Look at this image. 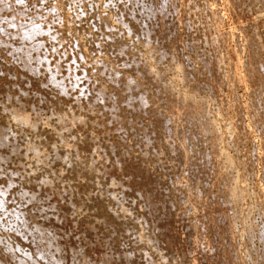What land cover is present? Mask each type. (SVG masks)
Wrapping results in <instances>:
<instances>
[{
    "label": "rangeland",
    "instance_id": "rangeland-1",
    "mask_svg": "<svg viewBox=\"0 0 264 264\" xmlns=\"http://www.w3.org/2000/svg\"><path fill=\"white\" fill-rule=\"evenodd\" d=\"M4 1V2H3ZM22 1H24V3L22 2ZM26 1V2H25ZM52 1H54L53 3H52ZM57 1V2H56ZM71 1V2H70ZM164 0H1V2H0V6H2L1 8H3V10H6L5 12H3V10H2V12L0 13L1 14V17H0V20L2 19V21L4 22L5 21V18H6V24H4L2 21H1V23H3L2 25H4V26H6L7 24H9L10 23V20H11V24L10 25H12V27L10 28L9 26L6 28V30H8L9 28V32H7L6 30V32H7V36H9V34H10V30L11 29H13V27L15 26V21H16V25H17V23L19 24V22H20V24H22L23 22H24V24H23V26L22 27H25V26H28L29 24H28V22L29 23H31V21L32 20H34V21H32V23H31V25L34 23V22H36V21H39L37 24H39V25H41V27H43V34H44V36L45 37H47L46 39H45V37H43V39H42V41H41V39H39V41L40 42H42L43 44H40V45H42L43 47H41L40 45V47H41V49H44L45 47H46V49L45 50H43L44 52L45 51H47L49 48H51V49H49L48 51L49 52H45V55L46 54H48V56L49 57H52V59H50V60H48L50 63H51V60L53 61V63L55 64V66H54V68L55 67H57L56 65H58V64H60V61H65V62H61V64L59 65V66H61L60 68H59V66H58V68H56V69H54L55 71H56V73H58V74H56V75H59V73H62V74H64L65 72H68V74H69V77L67 78V80H68V83L67 84H69V82H70V85H69V87H67V88H69V89H67V91L69 92V94H70V96L67 98L65 95L66 94H68V92H64V93H66L65 95H64V97H63V95H62V93H61V95H58V97H57V99H56V97H55V93H56V89L54 88V86H53V88H52V86L51 85H53V84H48L47 86L49 87H47V86H44V91L43 92H41V93H39V94H41V95H39V97L38 96H36V98H35V100L37 99V101H36V104H35V106H34V108H36L35 110H36V112L37 113H35L34 112V110H33V113H35L34 115L32 114V117H31V114L29 115V119H31L32 120V118H33V120H36L35 121V123L37 124L38 123V125H36L37 126V129H36V126H35V130H36V132L33 130V128H32V132H31V130H30V132H31V134H30V132H29V130H28V127H27V130L28 131H26V128H25V130L21 127V131H18L20 128L18 127V125H17V129H16V127H13L14 126V123L13 122H11L12 120H10V118H8L7 117V113H9V112H7L8 110V107L7 106H9L8 104H5L6 106L5 107H7V109L5 108V110H3V108H4V104H3V102L5 103V101H3V100H1V101H3V102H1L0 101V103L1 104H3V105H1L0 104V106H2V108L0 107V121L3 119L4 121H2L3 122V124H4V127H5V123L7 122V123H9L10 125H11V130H10V125L9 126H7L8 124H6V129H8L9 130V132H10V134L12 135V132H13V134H14V131H16L18 134L16 135V133L14 134V136L13 137H15V136H18V138H16L15 137V139L8 133V131L6 132V134L8 133V136L10 137V139H14V140H16V141H18L20 144L19 145H24L23 143H26V147H27V144H28V146L30 147V145H29V143H31V142H33V139H34V142L32 143V144H34V146H35V144L37 145L38 143H41V144H39V145H41L40 147L42 148L41 150H43L42 152H48V153H50V155H47L46 153V155L48 156V158H45V159H47V162H49V163H47L46 162V160L43 158V159H41V160H43V161H45V162H40V160H38L39 161V163H38V161H37V159L35 158V157H33L34 156V153L33 152H31V150H30V153H31V157L32 158H34V159H32V161H31V158L29 157V150H28V152L27 153H25L27 150H25L24 151V149H22L21 150V153L22 154H20V156L21 155H23V157L21 158L20 156V158L17 156V157H15V160L13 159L12 160V162L9 160H7L8 161V163L10 162L11 163V166H12V168L13 169H15L14 168V166L16 165V167H18V170L20 169V171H21V167H23L22 168V174L24 175V176H26V174H27V171H28V167L29 166H31L30 164H31V162H33L32 163V168L34 169H32L31 167H30V171H29V175H27V176H30L31 175V179H33L32 181L36 184L37 182L39 183H42V189L44 190V193H45V196H44V193L42 192V191H40V190H42L41 189V186H37L38 185V183L34 186V187H30V184H28L29 185V188H27L26 189V187H28V185L26 186L25 184L26 183H24L23 181V184H22V182L20 183V184H16V186H14V188H18L19 190L17 191L16 189V195L17 196H19V194H18V192L21 194V190L23 191V194L25 193V195L24 196H21V197H19L20 198V200H26L27 198H28V196H26V194H30V192H33L34 191V189H35V193H37L38 194V192H39V198H38V200H42V204L45 206H47V207H50L49 209L51 210V208L53 209V207H51V205L52 206H54V209L53 210H55L56 211V208H57V211L56 212H59V209L60 208H62L63 207V203H64V201H65V199H67V197L69 198V200L67 199V201L69 202V201H71V202H69V203H72L73 204V202L75 201V203H74V205L76 204V201H79V199L78 200H76V194H77V192H79V198L82 200V202L81 201H79V205H78V208L76 207V206H74V207H76L77 209H78V211L80 210V212L81 213H79L78 211H70L69 210V212H68V209L66 210V211H63L62 209H60V213H58L57 215H56V212H55V216L56 217H54L53 218V211L51 210V215H47V216H45V217H40V219H39V216H40V214L39 213H37V212H35V207L36 206H34V208H32V210H33V212H32V210H31V208H30V212H32V213H37V214H39V215H36V219H38V221H37V223H39V224H42L43 226H41V227H43V228H41V230L43 231L44 230V228L46 227V229H47V231L49 232V234H47L48 232L46 231V229H45V233H44V231L42 232L41 231V233H40V236L42 235L43 237H41V238H43L44 239V236H46V237H48L47 235H49L50 236V234L51 233H54L55 231H56V233H54L53 235H57V233H59V232H61V233H65L66 234V232H68L67 234H66V237L67 238H65L64 237V235L65 234H59V236L57 235L56 237V240L57 241H60L61 243H59L58 245L61 247L62 246V242H63V245H66V242H67V240L70 238V243H71V237H72V241H73V245L75 244V246L74 247H79V248H82L83 247V245H82V243L80 244V238H82V239H85V240H87L88 238L90 239H88L89 241L88 242H91L90 243V245L91 246H93L94 245V241L96 240V242H95V246H93V247H98L99 248V239H97V238H93V236L92 235H94V234H89V235H91V237H89V235L86 233V231H87V229H86V227H87V225L86 224H88L89 226H90V221H91V224L92 225H97L98 223L96 222V221H98V218H100L99 220L100 221H98L99 222V224L97 225V228L100 230L101 229V225H102V222H101V215L100 214H102V212L103 211H105L106 212V210L108 211L109 209H110V207L112 208H114L115 207V212L113 211V208L111 209L112 210V212H113V214H114V216L116 215V220L117 221H119L120 223H121V225H122V227H124V229H125V227H126V231H127V234L129 235V237L132 235V234H134V236L133 237H136L135 236V234L137 235V233H138V235H139V237L141 236V237H143V238H139V240L141 241V243L143 242V244H141V246L143 245L144 247H147V248H145L144 250H143V248L141 247L140 249H142L141 250V252H140V254H138V256L139 255H141V256H139V260L137 259V257L138 256H135V255H137V253H136V247H134L135 246V243L138 241V243L140 242L139 240H136V238H133L132 236H131V241L132 242H134L133 240H135L136 242L135 243H132V244H130L129 245V241H127V240H125V241H127V242H125V243H121L122 244V246H119V250H121V251H123V252H133L132 254H133V260L135 259H137L136 261L134 260V263L133 264H149L150 262V264H159V263H161V264H186V262H185V260L183 259V258H181L179 255H178V253H175V256H177V258L176 257H174L173 255H174V253H173V255H172V252L170 253V252H168V253H164V251L166 252L168 249L167 248H165L162 244H161V242H160V245L158 244L159 243V241H157L158 243H156L155 244V242H156V237L155 238H153V236H154V234L152 233L153 231H155L154 230V228H156L155 226H157V225H155L154 223H156V221H158V222H162L160 225H161V227L160 226H158L159 228L157 229L156 228V230H157V232H158V230L159 231H163L164 230V228H166V227H168V229L171 231V228L173 229L172 231H171V235H173V236H171L170 235V237L172 238L173 237V240H172V243H173V246L174 247H177V252H181V250L180 249H182V252L184 253V255L185 256H187L189 259H187V261L191 264V261L193 262L192 264H202L201 262L203 261L202 259L204 258V259H206L205 257H208V260H209V262H208V264H212V262H215L216 264H235L236 262V264H264V141H263V139L262 138H264V135H263V133H259V132H256V129H257V126H256V128H255V124H254V122L256 123H260V127H261V125H262V127L261 128H263V126H264V0H165V2H164V4H166V5H164V11H162V12H157V13H153L154 15H152V16H148L147 17V15H149V13L151 12L150 10H149V8H160V7H163V5H162V2H163ZM192 1V2H191ZM188 2V3H187ZM10 3V4H9ZM15 3V4H14ZM21 3V4H20ZM32 3V4H31ZM168 3H170L171 5H172V7H171V5L169 4L168 5ZM236 3V4H235ZM238 3V4H237ZM9 4V5H8ZM24 4H25V6H24ZM61 4V5H60ZM155 4V5H154ZM204 4V5H203ZM10 5H12V7L10 6ZM168 5V6H167ZM188 6V8H187V6ZM192 5V6H191ZM204 7H203V6ZM8 6H10V7H8ZM18 6H19V8H18ZM23 6H24V11H23V9H20V8H23ZM205 6H206V8H205ZM207 6H208V8H207ZM239 6V7H238ZM248 6V7H247ZM17 7V8H16ZM54 7V8H53ZM57 7V8H56ZM115 9H114V8ZM168 7V8H167ZM171 7V8H170ZM238 7V10L236 9ZM246 7H247V9H246ZM9 8V9H8ZM11 8V9H10ZM27 8H28V11H27ZM174 8V10H172ZM204 8V9H203ZM51 9H53V10H51ZM169 9V10H168ZM203 9V10H202ZM17 10V12H15V11ZM35 10V11H34ZM67 10H68V12H67ZM167 10H168V13H167ZM205 10V11H204ZM210 10V11H209ZM250 10V11H249ZM1 11V10H0ZM8 11H10L9 13H11L12 14V12H13V14L17 17V18H15V16L13 15H11V14H9L8 13ZM38 11V12H37ZM40 11V12H39ZM51 11V12H50ZM66 11V12H65ZM77 11V12H76ZM171 11V12H170ZM197 11V12H196ZM202 11V12H201ZM246 11V12H245ZM248 11V12H247ZM20 12V13H19ZM25 12H26V14H25ZM33 14H32V13ZM36 12V13H35ZM70 12V13H69ZM75 12V13H74ZM174 12V13H173ZM204 12V13H203ZM4 13H6L5 15H9L8 17L7 16H5L4 15ZM17 13V14H16ZM34 13H35V15H34ZM54 13V14H53ZM56 13V14H55ZM97 13V14H96ZM100 15H99V14ZM118 13V14H117ZM172 13V14H171ZM20 14V15H19ZM30 14V15H29ZM52 14V15H51ZM58 14V15H57ZM72 14V15H71ZM80 14V15H79ZM96 14V15H95ZM105 14V15H104ZM208 14V15H207ZM213 14V15H212ZM249 14V15H248ZM4 15V16H3ZM18 15V16H17ZM26 15V16H25ZM29 15V16H28ZM31 15H33L32 17H31ZM37 15H38V17H37ZM58 17H57V16ZM70 15V16H69ZM95 15V16H94ZM160 15V16H159ZM163 15V16H162ZM210 15H211V17H210ZM50 16V18H48ZM52 16H53V18H52ZM69 16V17H68ZM98 16V17H97ZM205 16V17H204ZM213 16H214V19H213ZM219 17L218 19L216 18V17ZM3 17H5V18H3ZM9 17H11V18H9ZM42 17V18H41ZM44 17H45V19H44ZM61 17V18H60ZM74 17V18H73ZM76 17H77V19H76ZM101 17V18H100ZM171 17V18H170ZM209 17V18H208ZM13 18H15L14 19V22H13ZM23 18V19H22ZM32 18V19H31ZM35 18V19H34ZM79 18V19H78ZM85 18V19H84ZM99 18V19H98ZM105 18V19H104ZM150 18V19H149ZM153 18H155V19H153ZM158 18V19H157ZM163 18V19H162ZM206 18H208V19H206ZM210 18H212V20L210 19ZM8 19V20H7ZM10 19V20H9ZM16 19H18V20H16ZM38 19V20H37ZM41 19H42V22H41ZM44 19V20H43ZM54 21L53 23H52V21ZM57 19V20H56ZM59 19V20H58ZM143 19V20H142ZM195 19H196V21H195ZM219 19H220V21H219ZM28 20V21H27ZM104 22H103V21ZM124 20H126V21H124ZM207 20V21H206ZM209 20V21H208ZM215 20V21H214ZM8 21V22H7ZM57 21V22H56ZM59 21H60V26L58 25L59 24ZM122 21V22H121ZM124 21V22H123ZM145 21V22H144ZM212 21V22H211ZM219 21V22H218ZM239 21H241V22H239ZM246 21V22H245ZM248 21L250 22V24L251 25H253V26H251L250 24H249V26H251V27H249V26H247V27H249L248 29H246L245 30V28H246V26H244V24L245 23H248ZM12 22H13V24H12ZM22 22V23H21ZM45 22V23H44ZM66 22V23H65ZM70 24H69V23ZM161 22V23H160ZM163 22V23H162ZM252 22V23H251ZM44 23V24H43ZM91 23V24H90ZM102 23L104 24V26H108V24H109V26L108 27H103V26H101L102 25ZM121 23H124V25L123 24H121ZM200 23V24H199ZM209 23V24H208ZM213 23H215V25H213ZM217 23V24H216ZM218 23H219V25H218ZM27 24V25H26ZM61 24L62 25H64V26H62L61 27ZM142 24H144V25H142ZM162 24V25H161ZM46 25H47V27H46ZM89 25V26H88ZM209 25V26H208ZM246 25V24H245ZM49 26V27H48ZM67 26V27H66ZM125 26V27H124ZM148 26H153V28L155 27V36H150L151 35V33L152 32H147L148 34H149V36H147V35H145L146 33H144V32H146V27H148ZM160 26V27H159ZM242 26V27H241ZM243 26H244V28H243ZM29 27V26H28ZM203 29H202V28ZM213 27V28H212ZM215 27V28H214ZM216 27H217V29H216ZM18 28V27H17ZM48 28V29H47ZM52 28V29H51ZM61 28V29H60ZM67 28H69V34H68V32H67ZM108 28V29H107ZM138 30H137V29ZM139 28H141L142 30L140 31V29ZM20 28H18V31H17V29H15V27H14V30H12L11 31V33L12 32H14V31H17V32H15L14 34V36H15V38L14 37H11L10 38V36H13V33L8 37V39H9V43H10V41H11V39L12 40H15V41H13V44L15 45V44H17L18 43V41L19 40H16V39H20V35L22 34L23 35V33H24V31H23V33H21V31L22 30H26V28L25 29H23L22 28V30L20 29ZM45 29H47V31L45 30ZM54 29V30H53ZM62 29H63V33H62ZM105 29H106V31L107 32H105ZM110 29H111V31H110ZM124 29V30H123ZM172 29V30H171ZM214 29V30H213ZM215 29H216V31H215ZM55 30H57V32L55 31ZM66 30V31H65ZM98 30V31H97ZM102 30V31H101ZM128 30V31H127ZM134 30V31H133ZM137 30V31H136ZM205 30V31H204ZM20 31V32H19ZM46 31V33H44ZM59 31L62 33V35H61V33H59ZM66 33H65V32ZM79 31V32H78ZM111 33H113L114 35H118V37L119 38H122V39H119V40H121V42L122 43H120L119 41H116V36H113V35H111L109 32ZM127 31V32H126ZM136 31V32H135ZM140 31V32H139ZM48 32V33H47ZM91 32V33H90ZM100 32V33H99ZM132 32H134V33H136L135 35L136 36H134V33H132ZM154 32V31H153ZM169 32V33H168ZM172 32V33H171ZM209 32V33H208ZM213 32V33H212ZM227 32V33H226ZM20 33V34H19ZM55 33L57 34L56 36H54L55 35ZM88 33V34H87ZM109 34V35H111L113 38H115V41L118 43L119 42V44H117V45H113V46H111L112 44H116V42H112V40H111V42H109V40H110V38H108L106 35V37H103L104 36V34ZM120 33V34H119ZM132 33V34H131ZM156 33H158V34H156ZM160 33V34H159ZM224 33V34H223ZM245 33V34H244ZM45 34H48V35H50V37L48 36V35H45ZM65 34L69 37V39H68V37L67 36H65ZM91 34V35H90ZM93 34V35H92ZM95 34H96V37H95ZM170 34V35H169ZM254 34V35H253ZM19 35V36H18ZM22 35H21V37H22ZM65 37H64V36ZM71 35V36H70ZM100 35H102V36H100ZM122 35V36H121ZM210 35V36H209ZM225 35H226V37H225ZM229 35V36H228ZM249 35V36H248ZM7 36L4 38V36H3V38H2V41L5 39V40H7L8 41V39H7ZM17 36L19 37V38H17ZM51 36H53V37H51ZM73 36V37H72ZM76 36V37H75ZM91 36H93L95 39H99V40H101L102 39V37H103V40L104 41H99L98 40V43H97V40H92L91 41ZM100 36V37H99ZM145 36V37H144ZM164 36V37H163ZM247 36H248V38H247ZM252 37V38H250L249 39V37ZM254 36V37H253ZM58 39H56V38ZM60 37V38H59ZM72 37V38H71ZM93 37H92V39H93ZM156 37V38H155ZM162 37V38H161ZM211 37V38H210ZM148 38V39H147ZM216 38V39H215ZM50 39L51 40H53V43H52V41L50 42ZM54 39L56 40L55 42H54ZM60 39H61V41H60ZM68 39V41L70 40V39H72L70 42H69V44L66 42L65 43V41ZM109 39V40H108ZM136 39V40H135ZM137 39H138V41H137ZM144 39L146 40L145 42H144ZM163 39V40H162ZM213 39H215V41L213 40ZM252 39V40H251ZM62 40H63V42H62ZM76 40H77V42H76ZM81 40V41H80ZM106 40V41H105ZM123 40V41H122ZM200 40V41H199ZM226 40V41H225ZM247 40V41H246ZM16 41H17V43H16ZM59 41V42H58ZM96 41V42H95ZM250 41H251V43H254V45L257 47V50L255 49V59H256V63H255V59L254 58H252V55L250 56L249 55V52L251 53V50H249V44L248 43H250ZM15 42V43H14ZM61 42V43H60ZM72 42H73V44H76V45H73L72 44ZM89 44H88V43ZM101 42V43H100ZM105 42V44H103ZM213 42V43H212ZM7 47H8V45L10 46V44H8L7 42H3ZM3 43H1V41H0V49L2 50V48L4 47V45L3 46H1ZM59 43H60V45H59ZM109 45H108V44ZM140 45H139V44ZM8 44V45H7ZM56 44V45H55ZM58 44V45H57ZM73 45L74 47L75 46H77L78 48H76L75 47V49L77 50V49H79L80 51H82L81 53L80 52H78V50L76 51V50H72V52H70L71 50H70V47H71V45ZM81 44H82V46H81ZM95 44H96V46H95ZM101 44V45H100ZM107 44V45H106ZM127 44L129 45V46H127ZM154 44V45H153ZM198 44V45H197ZM209 44V45H208ZM213 44V45H212ZM50 45H53V46H56L55 48H57V49H55L53 46H50ZM69 45V47H67ZM86 45V46H85ZM123 46L126 50V52L123 50V52H120L119 51V53L121 54H123L124 55V59H125V57H126V55H127V57H126V59H127V61H131L132 59H134V60H136L137 62H138V64L136 65L137 66V68H136V66L134 65L133 67H135V68H132V66L131 65H123V63H121L122 62V56H121V58H119L120 57V55H118V53H117V55H116V53H115V50L113 49L112 50V48L114 47V48H119L120 46ZM146 47H145V46ZM230 45V46H229ZM11 46H12V41H11ZM10 46V47H11ZM60 46V47H59ZM95 46V47H94ZM107 46V49H105V47ZM116 46V47H115ZM119 46V47H118ZM126 46V47H125ZM212 46V47H211ZM218 46V47H217ZM229 46V47H228ZM7 47H4L3 49H4V51H8V48ZM40 47H38V48H40ZM61 47H63V49L61 48ZM64 47H66V49L64 48ZM74 47H73V49H74ZM109 47L111 48V51H110V53H109V51H107V50H109ZM128 47V48H127ZM144 47V48H143ZM166 47V48H165ZM48 48V49H47ZM59 48H60V50H59ZM215 48V49H214ZM40 49V50H41ZM61 49H62V51L65 49V50H69V51H61ZM85 49V50H84ZM96 49V50H95ZM99 49V50H98ZM176 49V50H175ZM39 50V49H38ZM39 50V51H40ZM52 50V51H51ZM54 50H59V52L60 53H63L62 54V56H68V60L69 61H67L66 59H67V56H66V59L64 60L63 58H61L62 56H60V60H58L59 59V56H58V58L56 59V60H58V61H56L55 59H54V57L52 56L53 55V52H54ZM83 50H84V52H83ZM104 50H106L105 52H104ZM174 50V51H173ZM201 50V51H200ZM208 50V51H207ZM73 51H74V54H73ZM103 51V52H102ZM138 51V52H137ZM150 51V52H149ZM3 52V51H2ZM2 52H0V54L2 55V56H4L3 54L4 53H6V52H4L3 54H2ZM75 52H77V54L75 55ZM87 52V53H86ZM116 52H117V50H116ZM125 52V53H124ZM181 52V53H180ZM234 52V53H233ZM257 52V53H256ZM69 53H71L72 54V57H70L69 58V56H71V54H69ZM111 53H112V56H111ZM114 53V54H113ZM129 53V54H128ZM133 53V54H132ZM135 53H136V55H135ZM149 55H148V54ZM155 53V54H154ZM160 54V57H159V55L158 54ZM207 53V54H206ZM247 53V54H246ZM51 54V55H50ZM65 54V55H64ZM83 54V57L82 56H79V55H82ZM84 54H85V56H84ZM121 54V55H122ZM126 54V55H125ZM138 54V55H137ZM163 54H164V59H163ZM237 56H236V55ZM88 55V56H87ZM116 55V56H115ZM176 55V57H174ZM233 55V56H232ZM248 55H249V57H248ZM48 56L46 55V57L48 58ZM76 56H78L77 58H80V57H82L83 58V61H82V59H75V57ZM113 56H115V58L113 57ZM117 56H119V57H117ZM139 56V57H138ZM158 56V58H156ZM171 56H172V58H171ZM202 56V57H201ZM214 56V57H213ZM256 56H257V58H256ZM1 57V56H0ZM104 57H107L106 59L104 58ZM116 57L120 60L121 59V61H118V59H117V61L118 62H115V60H116ZM132 59H131V58ZM137 57V58H136ZM152 57V58H151ZM209 57V58H208ZM217 57V58H216ZM237 57V58H236ZM5 58L7 59V58H11V57H9V56H5ZM56 58V57H55ZM65 58V57H64ZM72 58V59H71ZM74 58V59H73ZM95 58V59H94ZM105 59V60H101V59ZM110 58V59H109ZM204 58V59H203ZM235 58V59H234ZM252 58V59H251ZM2 59V58H1ZM49 59V58H48ZM54 59V60H53ZM108 59V61L106 62V60ZM114 59V60H113ZM125 59V60H126ZM154 59V60H153ZM212 59H213V61H212ZM233 59V60H232ZM254 59V60H253ZM98 61V63L100 62V63H103V66L102 65H100V63L98 64V66L99 67H101L104 71H102V69H99L98 70V66H97V68L95 67V65H97L96 64V62H93V61ZM101 60V61H100ZM109 60H110V62H109ZM113 60V61H112ZM159 60V61H158ZM219 60H222V61H219ZM236 60V61H235ZM55 61V62H54ZM70 61H72V62H70ZM73 61H75V62H73ZM77 61H79L78 63H77ZM86 62L87 63V65H90V69H89V66L87 67H85V65H86V63H85V65H84V63H82V62ZM102 61H104L105 62V64H104V62H102ZM134 62V61H132V62H134V63H137V62ZM142 61H144V62H142ZM155 61H157V62H155ZM170 61V62H169ZM173 61V62H172ZM205 61L207 62V63H205ZM211 61V62H210ZM218 63H217V62ZM12 62H14V61H10V63L12 64ZM58 62V63H57ZM94 64H93V63ZM109 62V63H108ZM114 62V63H113ZM140 62H141V64L143 63L144 65L143 66H145L147 63H148V65H150V66H148V68L150 67V68H152V69H150V72H149V74L150 73H152V75H149V78H148V80H146V81H148L146 84H147V86L149 85V84H153L151 87H147L146 86V84H144L146 81H145V78H144V75L143 74H141V73H139V71H141L140 69V67H138V66H141L140 65ZM160 64H159V63ZM179 62V63H178ZM220 62V63H219ZM236 62V63H235ZM241 62V63H240ZM10 63H7L8 65H9V67H11L12 68V66L13 65H10ZM34 63V60H33V62L31 63V64H33ZM66 63V64H65ZM78 65H77V64ZM82 63V64H81ZM107 63L108 64H110L109 65V67L111 66V64H112V67L111 68H113V69H115V70H113V69H107ZM115 63H118V67L116 66V65H114ZM201 63L203 64V65H201ZM221 63H222V65H224V66H222L221 65ZM6 64V65H7ZM122 64V65H121ZM124 64H126V63H124ZM175 64V65H174ZM208 64V65H207ZM233 64V65H232ZM62 65H63V67H62ZM67 65V66H66ZM73 65V66H72ZM74 65H76V66H74ZM121 65V67H119ZM194 65V66H193ZM206 65V66H205ZM218 66L219 68L220 67H222L221 69L222 70H224L223 72L218 68V67H215V66ZM248 65H249V67H248ZM77 66H80V67H77ZM84 66V67H83ZM105 66H107L106 68H105ZM114 66H116V68L114 67ZM122 66H125V67H122ZM142 66V69H144V67ZM147 66H145V68L147 67ZM166 66V67H165ZM178 66V67H177ZM181 66V67H180ZM208 66H210V67H208ZM234 66V67H233ZM253 66V67H252ZM92 67H93V69H92ZM95 67V68H94ZM126 67H128L129 69H128V71H129V75H131V76H129L127 73L126 74H123V73H125V72H128L127 71V69H126ZM155 67V68H154ZM168 67V68H167ZM173 67V68H172ZM203 67H205V68H207V70L206 69H204ZM41 68V69H40ZM66 68V69H65ZM67 68H68V71H65V70H67ZM76 68V69H75ZM83 69V71H84V75H82L83 74V71H82V73H79V71L81 72V70ZM87 68V69H86ZM122 68L123 70H120V69ZM215 68H218V69H215ZM40 71H41V73H44V72H42V70L43 71H46V70H44L45 68L44 67H39L38 68ZM63 69V70H62ZM78 69H81V70H78ZM97 69V70H96ZM105 69H106V71H105ZM132 69H134V70H137L138 71V74H136L137 73V71H133ZM196 69V70H195ZM53 70V72L55 73V71ZM76 70V71H75ZM78 70V71H77ZM91 71V73H90V71ZM107 70H110V72L109 71H107ZM131 70V71H130ZM151 70L155 73V70H156V73H157V71H159L158 73L160 74H158V78L154 75V73L153 72H151ZM164 70V71H163ZM216 70H218L217 72H216ZM239 72H238V71ZM249 70H251V71H256V72H252V73H250L249 72ZM59 71H61V72H59ZM63 71V72H62ZM99 71H100V73H99ZM114 71H116V72H118V73H116V72H114ZM122 73H121V72ZM206 71H208V72H206ZM215 71V72H214ZM71 72H75L74 74H72ZM87 72V74H85ZM89 72V73H88ZM108 72V73H107ZM112 72H113V75H112ZM161 72V73H160ZM222 73L223 74V76H221L219 73ZM233 72V73H232ZM93 73H96V74H93ZM101 73H106V75H110V77H114L115 75H119L118 77L117 76H115V78L117 77V78H119V77H124L123 75H126L125 77L127 78V79H131L130 77H132V79H133V82L137 79L138 81H141L140 80V77L143 79L144 78V81H141L144 85V90H143V88L141 89V91H145L146 89V91H147V95H144L146 92H144L143 93V95L144 96H146L145 98H144V100L146 101V100H148V103L146 104L145 102L144 103H142L140 106H138V108L140 107V109H139V114H140V116L138 115V113L135 111V110H137V107H135V108H132L134 111H132L131 110V107H129L128 105L126 106L124 103H122V101L121 102H119V104H121L120 106L121 107H119V114H120V119H121V121L122 120H124V122L122 121L121 122V125H122V127H124V125L123 124H125V122L127 121L128 122V120L127 119H124L125 117L126 118H128L129 116H131L132 118H128L129 120L130 119H132L131 121H130V125H132L131 127H135L134 129L133 128H131L130 127V125H129V128H123V129H121V131H119L118 133H116V134H119L120 136H118V137H121V141H122V143H125V145L123 144H121V142H120V139H118V138H115V136L114 135H116V134H111V132L110 131H108V129L110 130L111 129V131H112V127H113V125H114V123H113V121H111L110 120V118H108L107 116L105 117V111L104 110H102V112H101V109L99 110V108L98 109H96V110H94L96 107H94V106H92V107H90L91 109H89V111L90 110H92L91 112L93 113V115H94V111L96 112L95 113V115L93 116L92 114H91V112H88V105H86L87 107V109H86V111L84 110V108H83V106L85 107V104H87V103H84V102H86L87 101V99H85L86 97V95H87V98H88V95L90 96V94H91V92L93 91V90H90V94H87V93H89V88L90 89H92L93 87H91V85L93 84V83H95V84H93L95 87L94 88H96L97 87V85L99 86L100 84L99 83H97V82H94V80H96V81H98V82H101V85L102 84H104V83H106V84H104V86H102L103 87V89L104 88H106L107 90H108V93H109V90L111 91V89L110 88H113V85L110 83V85H111V87L109 86V82H108V84H107V79H105L106 77H104V75H102ZM114 73H115V75H114ZM208 73V74H207ZM210 73V74H209ZM214 73V74H213ZM215 73H217L216 75L219 77V79L217 78V76L215 75ZM248 73H250L251 75H253V78H255V74L257 75V79L255 78L254 80H257V84L254 82V80L251 78L252 76H250ZM62 74H60L59 75V77H61L62 78V76H67V74L65 73V75H62ZM72 74V75H71ZM92 74V77L93 76H95V77H93V79L94 78H96V79H94V80H92L91 78V75ZM99 76H98V75ZM101 74V75H100ZM135 74V75H134ZM225 74V75H224ZM240 74H242V75H240ZM75 75H76V77H75ZM78 75V76H77ZM80 75V76H79ZM137 75L138 76H140V77H138V78H135V77H137ZM153 75H154V79L153 80H151L152 79V77H153ZM163 77H162V76ZM209 75V76H208ZM74 76V77H73ZM84 76V77H83ZM87 76H89V77H91V78H89V79H91L92 81H89V79H88V77ZM100 76H102V77H100ZM143 76V77H142ZM161 76V77H160ZM176 76V77H175ZM241 76V77H240ZM244 78H243V77ZM249 76H250V79H249ZM58 77V76H57ZM82 77V78H81ZM101 79H100V78ZM129 77V78H128ZM151 77V78H150ZM215 77L217 78V79H215ZM221 77H223V78H221ZM233 77V78H232ZM64 78V77H63ZM66 78H64V80H66ZM76 78V79H75ZM160 78H163V80H164V82H163V80H161ZM184 78H185V80H184ZM235 78V79H234ZM88 79V80H87ZM99 79V80H98ZM131 79V80H132ZM135 79V80H134ZM157 79H158V81H159V83L157 82L156 84H155V82L157 81ZM232 79V80H231ZM236 79H237V82H235L236 81ZM66 80V81H67ZM72 80H73V82H72ZM76 80H78L80 83H81V87H79L80 86V83L78 82V81H76ZM87 81V83H86V81ZM101 80V81H100ZM103 80H104V82H103ZM136 80V81H137ZM183 80V81H182ZM222 80V81H221ZM235 80V81H234ZM248 80V81H247ZM12 81V80H11ZM153 81H155L154 83H152ZM162 81V82H161ZM195 81H196V83H195ZM250 81V82H249ZM78 82V83H77ZM92 82V84H90ZM151 82V83H150ZM190 82V83H189ZM231 82V83H230ZM84 83L85 84H87V86L86 85H84ZM149 83V84H148ZM160 83H162V84H160ZM163 83H165L164 85H163ZM222 83V84H221ZM240 83V84H239ZM253 83H255L256 85L255 86H252L253 85ZM259 83H260V85H259ZM15 83L12 81L11 82V85L13 86ZM155 84V85H154ZM167 84V85H166ZM184 84V85H183ZM219 84V85H218ZM84 85V86H83ZM92 85V86H93ZM120 85L121 86H123V84H121L120 83ZM120 85L118 86V88L120 87ZM159 85V86H158ZM163 85V86H162ZM166 85V86H165ZM222 85V86H221ZM83 86V87H82ZM86 86V87H85ZM107 86V87H106ZM158 88L159 87V89L158 90H160L159 92H157L156 91V87ZM47 87V88H46ZM73 87V88H72ZM110 87V88H109ZM152 87H153V89H152ZM155 87V88H154ZM168 88L167 89V91H165L164 89H161V88ZM235 87V88H234ZM262 89H261V88ZM75 88V89H74ZM85 88H88V90H86ZM101 88V87H100ZM118 88H116V90H119ZM148 88L149 89H152L151 91L150 90H148ZM170 88V89H169ZM181 88V89H180ZM188 88V89H187ZM201 88V89H200ZM231 88V89H230ZM251 88V89H250ZM70 89H73V90H71L70 91ZM155 89V90H154ZM55 91V93L54 92H52V91ZM76 90V91H75ZM80 90H82V91H80ZM102 90V89H101ZM178 90V91H177ZM258 90V91H257ZM87 91V92H86ZM156 91V92H155ZM161 91H163V92H165V93H163V94H161L162 92ZM170 91H171V93H170ZM256 91H257V93H256ZM50 92V93H49ZM52 92V93H51ZM71 92V93H70ZM74 92V93H73ZM84 92V93H83ZM102 92H104V93H107V91L106 90H103ZM153 92H155L157 95L158 94H161V97L159 98V95H158V97H157V95L155 94V93H153ZM43 93H47V94H43ZM237 93V94H236ZM43 94V95H42ZM51 94H53V95H50ZM58 94V93H57ZM168 94V96H166V97H164L163 95H167ZM186 94V95H185ZM232 94V95H231ZM256 94V95H255ZM48 95H49V97L53 100V96H54V99L55 100H58L59 98H60V101L62 102V105H61V102L60 101H58L57 103H55V104H53L54 102H56V101H52V100H49V98H48ZM72 95H73V97H74V99L72 98ZM106 95H108V94H106ZM149 95V96H148ZM174 95V96H173ZM178 95V96H177ZM234 95V96H233ZM258 95V96H257ZM44 96H46V98L44 97ZM148 96V97H147ZM151 96H152V98H151ZM218 96V97H217ZM236 96V97H235ZM78 97V98H77ZM80 97V98H79ZM157 97V98H156ZM189 97V98H188ZM220 97V98H219ZM148 98V99H147ZM164 98V99H163ZM254 98V99H253ZM256 98H257V100H256ZM1 99V98H0ZM48 99V100H47ZM75 100L76 101V103H75V101H73V100ZM77 99H79V100H77ZM152 99V100H151ZM43 100V101H42ZM68 100V102L69 103H67L66 101ZM70 100H72V101H70ZM84 100V101H83ZM152 102H151V101ZM157 100V101H156ZM169 100V101H168ZM175 100V101H174ZM180 100H181V102H180ZM190 100H191V102H190ZM52 103V105H50V102ZM63 101H64V103H63ZM80 102V104L81 105H78V103L77 102ZM256 101H257V103H256ZM38 102V103H37ZM41 102V103H40ZM43 102H44V104H43ZM71 102H73V103H71ZM83 103V106H82V103ZM147 102V101H146ZM189 102H190V104H189ZM8 103V102H7ZM58 103L60 104V107H64L63 109H64V111H65V109L67 110V112L65 111L64 113H62L63 111H62V108H60L59 107V112L60 111H62V112H58L57 110H56V108L55 107H57L58 106ZM71 103V104H70ZM154 103V104H153ZM170 103V104H169ZM230 103V104H229ZM241 103V104H240ZM47 104V105H46ZM49 104V105H48ZM75 104V107H76V109H75V107L73 106ZM118 104V105H119ZM146 106H145V105ZM148 104H149V108H148ZM169 104V105H168ZM176 104V105H175ZM200 104V105H199ZM203 104V105H202ZM57 105V106H56ZM66 105H68L67 107H65ZM72 106V108L74 107V109L73 110H75V111H73V110H71V108H70V111H72V113H73V115L75 114V113H77L78 111H80L79 110V108H80V106L82 107V108H80L81 109V113H82V111L84 110V112L85 113H82V116H81V114H80V112H78L77 114H75V115H77V116H75V117H82V119H84L83 117H85L86 115H87V117H86V122H87V119H88V121L90 120V118H91V120H93V122L95 121L96 122V119H97V121L98 122H101V120H102V128H99V130L100 131H102L100 134L102 135V134H104V133H107L108 132V135L110 134V136H106V138L107 139H105V134L104 135H102L101 137H102V139H100V137H99V141L100 140H102V142L104 141V142H106V140L107 141H109L110 140V142H107V145H108V143H110V147H109V145H108V147H109V149L108 148H106V158L104 159V156L102 155V154H99V160H97L96 158H95V156L93 157V159H96V161H101L100 160V156H102L101 157V159H104L105 160V162H107V163H105L103 160V166L105 167L106 165V167H108L110 164H111V166H113L114 168L116 167V168H118V166L120 165L119 163H118V166H115V165H117L116 163L114 164V163H110L111 161H112V158H113V160L117 157V158H119L120 157V152H119V150H123V149H125L126 151H127V153L126 154H134L135 152L138 154V156L136 157V153L133 155L132 154V156H134L133 158H135L136 157V161H135V159L134 160H132L133 158H132V156L131 157H129L128 158V156L125 154V151H124V155L125 156H127L126 157V159H127V162H129L130 163V165H131V163L132 162H134V167L132 166L133 165V163H132V165H131V167H130V165H129V163H128V165L126 166V164H127V162H126V164H122L121 166H122V168L123 169H126V171L128 170L127 168H128V166H129V170H131L132 168V170H135V167L136 166H138L137 167V169H136V171H138V176H140V178H141V175H142V183H144L145 185H144V187L147 189V190H149V189H151L153 186L155 187V188H157L158 187V191L157 192H159L160 191V194L158 193V196H157V198H156V202H158L157 204H158V206L159 207H161L162 208V210L160 209V208H158V210L155 212V216L152 214V217H150L149 218V216H147V217H145L144 216V211H145V209L143 210V212L141 213V211H142V204L140 203L141 201H140V198H136V197H138V195L136 196V194L135 193H133L132 192V196H130L131 195V193L129 192L130 191V189H128V196H127V199H126V197H122V198H124L125 200L123 201V199H119V198H121L120 197V195H119V193H121V191H122V188H125L126 186H128L129 188H133L132 186L134 185L133 183H135L136 181H137V179L136 178H134L135 176H132L131 174H130V176H132V177H129V175H127L128 176V178H126V180H129V181H127V182H130L131 180L133 181V185L130 187V183H127V185H124V184H126L125 183V179L124 180H122L123 178H125L126 177V174H124V171L125 170H123L120 166H119V168H118V170L120 169L123 173H122V176H125V177H122L121 178V181L123 182V183H121V181L119 182V183H121V185H123V186H121V185H119V183L116 181V179H114V181L112 180V182H108V184H110L109 186H111L112 184L111 183H116V184H114V185H112L111 186V188L112 187H114V188H112V191H114V193L112 192V191H109V192H112L111 194H108V193H105V191H106V188L105 189H103V187L105 186H107L108 184H107V182H105V181H109V179H106L105 177H106V175H104V172H101V175L100 176H98V173H100V171H99V169L98 170H95L94 171V169H92L93 170V172H92V170H91V168L89 169L88 167H90V165H89V163L90 162H88L89 161V158H88V154H87V160L88 161H86V164H84V162H85V160H86V157L84 158V156L86 155V153L84 154L83 153V150H81L79 147H78V149H79V151L81 150L82 152L81 153H83V155L84 156H82L81 155V153L80 152H78V153H72L73 152V150L75 149V148H73V146H74V142H72L73 143V145H71L72 146V148L69 146L68 148H67V146L69 145V144H71V142H70V139L69 140H67L68 141V143L69 144H67V142H66V140L65 139H67V138H65V139H62V140H60V138H64V136H65V133H66V131L68 130L67 128L66 129H62L61 131H59V132H62V133H54L55 131H51V130H53L52 128H53V126H51L50 127V124L49 125H47L46 124V122H47V118L46 117H49L50 118V116H52L51 117V119L53 118H55L56 117V113L54 114L53 112H57L58 114H61L60 116H62L63 114H64V116L66 115L67 117H69L70 115L72 116V114L71 113H69V109H68V107H71ZM143 105V106H142ZM152 105V106H151ZM159 105V106H158ZM185 105V106H184ZM190 105V106H189ZM191 105H193V106H191ZM227 105V106H226ZM247 105V106H246ZM259 105V106H258ZM13 106V105H12ZM12 106H11V108H12ZM50 106H52V107H50ZM78 106H79V108H78ZM126 106V107H125ZM227 108H226V107ZM234 106H236V107H234ZM258 106V107H257ZM93 107H94V109H93ZM123 107V108H122ZM144 107V108H143ZM151 107H153V108H151ZM156 109H155V108ZM161 107V108H160ZM197 107V108H196ZM58 108V107H57ZM123 109V110H120V109ZM168 108V109H167ZM188 108H189V110H188ZM257 108H258V110H257ZM61 109V110H60ZM78 109V110H77ZM83 109V110H82ZM144 109H145V111L146 112H143L144 111ZM150 109H151V111L153 112V114L151 113V111H150ZM154 109V110H153ZM160 109V110H159ZM183 109V110H182ZM192 109V110H191ZM37 110H40L39 111V113H38V111ZM50 110V111H49ZM100 111V114L101 113H103V119H101L100 118V114L99 113H97V111ZM142 110V111H141ZM150 112H149V111ZM199 110V111H198ZM232 110V111H231ZM4 111H5V113H4ZM104 111V112H103ZM122 111V112H121ZM128 111L130 112L129 114H128ZM157 111H159V112H157ZM169 111H171L172 112V114H171V112H169ZM195 111V112H194ZM203 111V112H202ZM194 112V113H193ZM200 112H201V114H200ZM249 112V113H248ZM28 113H29V111H28ZM30 113H32V112H30ZM50 113V114H49ZM66 113H68V115L66 114ZM91 115H90V114ZM122 113V114H121ZM125 113V114H124ZM133 113H134V115H133ZM143 113H146L147 115H143ZM187 113V114H186ZM205 113H207V114H205ZM253 113H255V115L253 114ZM6 116H5V115ZM39 115V114H41V118H39V122L37 121L38 120V118H36L37 117V115ZM84 114V115H83ZM99 114V115H98ZM133 116H132V115ZM149 114V115H148ZM167 114V115H166ZM36 115V116H35ZM79 115V116H78ZM90 115V116H89ZM122 115V116H121ZM123 115H124V118H122L123 117ZM136 115V116H135ZM142 115V116H141ZM152 116V115H154L155 116V119H153L154 118V116H152V117H150L149 118V116ZM161 115H163V117H161ZM172 115V116H171ZM174 115V116H173ZM202 115V116H201ZM65 116V117H66ZM92 116V117H91ZM148 116V117H147ZM166 116H170V117H168V119H170L169 121H168V119H167V121L165 122V121H163L164 119V117H166ZM200 116V117H199ZM255 116L257 117L256 119H255ZM259 116V117H258ZM9 117H10V115H9ZM43 117H45L46 119H43ZM59 116L57 115V117L56 118H58ZM95 119H94V118ZM97 117V118H96ZM102 117V116H101ZM135 117H136V119H135ZM156 117H159V119L158 118H156ZM240 117V118H239ZM5 118H8V119H5ZM48 118V119H49ZM55 118V120H53V122H55L57 119ZM99 118V119H98ZM106 118H107V120L109 121V122H112L113 124H111V123H109V122H107L108 123V125H105L106 124ZM138 118H141V119H138ZM145 118V119H144ZM154 120V122L156 121V123H157V120L158 121H161V122H165V124L167 125H165V127H168V128H165V130L167 131H165V130H163V132H161L162 131V129H161V127H157L156 126V124L154 123V130H153V134H155V136H156V147H157V145L159 146V148H160V151H159V154L157 153L158 152V150H155V151H153V149L150 147V145H147L148 143H144L140 148L138 147V146H140L141 144V142H139V141H141L142 139H141V137L143 138V136H144V134H142V130H145L144 129V127H147V125L149 126L150 125V123H146V121H147V119H150V120H152V119ZM186 118H189V119H186ZM194 118V119H193ZM203 118V119H202ZM209 118V119H208ZM28 119V120H29ZM40 119H41V122L43 123V124H41V122H40ZM105 119V122H103V120ZM157 119V120H156ZM173 119V120H172ZM230 119V120H229ZM232 119H233V121H232ZM256 120V121H254V120ZM31 120H29V123H31V122H33V120L31 121ZM45 120V121H44ZM52 120H48L51 124L53 123L52 122ZM59 120V119H58ZM63 120V119H62ZM141 120V121H140ZM150 120H148V121H150ZM166 120V119H165ZM227 120H229V121H227ZM257 120H259V121H257ZM31 121V122H30ZM44 121V122H43ZM137 122V123H135L134 124V122ZM147 121V122H148ZM184 121H185V123H184ZM200 121V122H199ZM238 121V122H237ZM242 121V122H241ZM250 121V122H249ZM2 122H1V124H2ZM5 122V123H4ZM58 122V121H57ZM61 122V121H60ZM60 122H58V123H60ZM126 122V123H127ZM132 122H133V124H132ZM252 122H253V124H252ZM62 123V124H61ZM60 124L61 125H63V123H64V121L63 122H61ZM89 123H92L91 121L89 122ZM89 123L87 122L86 123V125H88V126H86V128L84 127V128H80V132H78V134H80L81 135V137H82V139L84 138V136H82V134L81 133H83L84 131H87V129H88V127H89ZM104 123V124H103ZM119 123V122H118ZM123 123V124H122ZM138 123H140V124H138ZM188 123V124H187ZM196 123V124H195ZM197 123H198V126H197ZM235 123V124H234ZM0 124V125H1ZM45 124H46V126H45ZM54 124V123H53ZM110 124V125H109ZM163 125V123H157V125ZM211 124V125H210ZM242 124V125H241ZM246 125V126H244V125ZM33 125V124H32ZM42 125V126H41ZM65 125V124H64ZM85 125V124H84ZM83 125V126H84ZM127 125V124H126ZM125 125V126H126ZM139 125V126H138ZM179 125H180V127H179ZM259 125V124H258ZM81 126H82V124H81ZM82 126V127H83ZM107 126L109 127L108 129H106L107 128ZM137 126V127H136ZM141 126V127H140ZM201 126H203V127H201ZM254 126V127H253ZM13 127V128H12ZM42 127V128H41ZM104 127V128H103ZM111 127V128H110ZM228 127V128H227ZM247 127V128H246ZM252 127V128H251ZM16 130H15V129ZM30 128V127H29ZM39 128H41V129H39ZM136 128H137V130H138V133H136L137 131H136ZM158 128L160 129L159 131H158ZM198 128V129H197ZM241 128V129H240ZM246 128V129H245ZM14 129V130H13ZM43 129V130H42ZM84 129H86V130H84ZM102 129V130H101ZM103 129H105V131L103 130ZM124 129H129L128 131L129 132H127L128 133V135H127V133H126V131H124ZM131 129V130H130ZM132 129L134 130V131H136L135 132V134L133 133V131H132ZM157 129V130H156ZM201 131H200V130ZM203 129V130H202ZM40 130V131H39ZM55 130V129H54ZM66 130V131H65ZM190 130V131H189ZM243 130V131H242ZM253 130V131H252ZM254 130H255V132H254ZM26 131V132H25ZM43 131V132H42ZM50 132V134L53 136H51V135H48L49 134V132ZM69 131V130H68ZM67 131V132H68ZM93 131H94V129L93 130H90V133L92 134L93 133ZM123 131H124V134H126V135H124L123 134ZM130 131H132V132H130ZM157 131H158V133H157ZM169 131V132H168ZM208 131V132H207ZM257 131H258V129H257ZM24 132V133H23ZM48 132V133H47ZM65 132V133H64ZM89 132V131H88ZM189 132V133H188ZM199 132H200V134H199ZM204 132V133H203ZM229 132H231V134H229ZM248 132V133H247ZM37 133V134H36ZM54 133V134H53ZM70 133V132H69ZM69 133H66L67 134V136L66 137H68L69 136ZM94 133H96L95 131H94ZM93 133V135H95ZM99 133V132H98ZM112 133H113V131H112ZM121 133V134H120ZM168 133V134H167ZM169 133H170V135H169ZM183 133V134H182ZM186 133V134H185ZM227 133V134H226ZM26 134V135H25ZM42 134V135H41ZM45 134V135H44ZM59 135V137L60 138H58V136L56 137V135ZM130 134L132 135V134H134L135 136H130ZM137 134H140V135H138L137 136ZM142 134V135H141ZM156 134H158V135H156ZM160 134V135H159ZM166 134H167V136H166ZM198 134V135H197ZM41 135V136H40ZM55 135V136H54ZM60 135H62V137L60 136ZM64 135V136H63ZM79 135V136H80ZM92 135V136H93ZM96 135H98L97 133H96ZM121 135H123V136H128V137H126V138H128L127 140H124V138H123V136H121ZM189 135V136H188ZM263 135V137L261 138V136ZM24 136V137H23ZM37 136V138H35ZM43 136H46L45 137V139L46 140H44V142L45 141H47V140H50L49 142L52 144V142H53V144L52 145H54L55 147H56V151H57V153H59V154H61V152H59V151H63L64 149H66L67 150V152H64V156L61 154L60 156L62 157L63 156V160H60V159H62V158H60L59 156H58V159L60 160H54L53 158L54 157H56L57 158V155L56 156H54L55 155V147H53V146H51V144L47 141V142H45L46 143V145L44 144V142L43 141H41V140H43L42 138H44ZM77 137V138H80L81 139V137ZM100 136V135H99ZM111 136H112V138L113 139H111ZM202 136H205V137H202ZM229 136V137H228ZM234 138H233V137ZM260 136V137H259ZM7 137V136H6ZM9 137H7V138H9ZM26 137V138H25ZM34 137V138H33ZM42 137V138H41ZM47 137H49V139L47 138ZM96 136H94V138H95ZM132 137V139H129V138H131ZM135 137H136V141H137V143H136V141H135ZM157 137L159 138V141L157 140ZM170 137V138H169ZM193 137H194V139H193ZM197 137V138H196ZM28 138H30L29 140H30V142H28L27 143V141H24V140H28ZM31 138H32V141H31ZM55 138V139H54ZM68 138H70V136L68 137ZM73 138L74 137H72V140H73ZM76 138V137H75ZM123 138V139H122ZM125 138V139H126ZM138 138H140V140L138 139ZM186 138H187V140H186ZM202 138V139H201ZM210 138H212V139H210ZM22 139H24V140H22ZM37 139H39L38 141L39 142H37L36 140ZM52 139H53V141H52ZM61 141V142H63V143H58V141L59 140ZM117 139L119 140V142H117V143H119L120 145H122V146H119V144H115V142L117 141ZM164 139V140H163ZM167 139V141H165ZM183 139V140H182ZM228 139V140H227ZM233 141H232V140ZM13 140V141H14ZM21 140V141H20ZM28 140V141H29ZM65 140V141H64ZM113 140H116V141H113ZM124 140V141H123ZM128 140L130 141H132V142H128ZM172 140V141H171ZM180 140H181V142H180ZM197 140H198V142H197ZM241 140V141H240ZM16 141H14V142H16ZM98 141V139H95L94 140V144H93V146L94 145H97V144H95V142H97ZM174 141V142H173ZM196 141V142H195ZM237 141V142H236ZM18 142H16V144L18 143ZM66 142V143H65ZM101 142V141H100ZM100 142H99V145H100ZM103 142V144H106V143H104ZM135 144H134V143ZM139 142V143H138ZM159 142V143H158ZM184 142V143H183ZM262 142V143H261ZM49 143V144H48ZM98 143V142H97ZM111 143H112V146H111ZM127 143L128 144H130L131 145V147H130V145L129 146H126L127 145ZM142 143H143V141H142ZM43 144L45 145L44 147H43ZM59 144V145H58ZM67 144V145H66ZM134 144V145H133ZM138 144V145H137ZM140 144V145H139ZM173 144V145H172ZM184 144V145H183ZM211 144V145H210ZM237 144V145H236ZM252 144H254V145H252ZM49 145H50V149L48 148L49 147ZM64 145H66V146H64ZM99 145H97V146H99ZM102 145V144H101ZM115 145H116V148H115ZM137 145V146H136ZM172 145V146H171ZM18 146V145H17ZM21 146V147H22ZM118 146V147H117ZM147 146V147H146ZM149 146V147H148ZM171 146V147H170ZM194 146V147H193ZM46 147H47V150H45L46 149ZM51 147H53V149L52 150H54L53 152H54V155H53V152L51 151ZM57 147H59V148H57ZM100 147V146H99ZM107 147V146H106ZM114 147V148H113ZM121 149H120V148ZM135 147V148H134ZM142 147H144V148H142ZM172 147H173V149H172ZM178 147V148H177ZM182 147V148H181ZM20 148V147H19ZM24 148H25V145H24ZM44 148V149H43ZM76 148H77V146H76ZM93 148V147H92ZM95 148V147H94ZM152 149V150H147V149ZM185 148V149H184ZM189 149V151H188V149ZM195 150H194V149ZM38 149H39V147H38ZM49 149V150H48ZM59 149H63V150H59ZM78 149L76 150V152L78 151ZM97 148H95V150H96ZM108 149V150H107ZM112 150V152H114L115 154H113L111 151H109V150ZM140 149V150H139ZM146 150V152H147V154L145 155V156H141V159L143 160H141L140 159V154H139V152L140 153H142L144 150ZM158 149V148H157ZM183 149H184V151H183ZM40 150V149H39ZM45 150V151H44ZM65 150V151H66ZM117 150H118V152H117ZM139 150V151H138ZM172 150H174V151H172ZM176 150V151H175ZM23 151H24V153L26 154V158H24L25 156H24V154H23ZM68 151H69V153H68ZM135 151V152H134ZM151 151V152H150ZM153 151V152H152ZM41 152V151H40ZM41 152V153H42ZM122 152V151H121ZM131 152V153H130ZM146 152H143V153H146ZM181 152V153H180ZM186 152V154H184ZM198 152V153H197ZM43 153V154H44ZM65 153H68V154H65ZM80 153V154H79ZM89 153V152H88ZM113 155H112V154ZM119 153V154H118ZM142 153V154H143ZM150 153H154L153 155L154 156H152V154H150ZM164 153V154H163ZM196 153H197V156H196ZM205 153V154H204ZM208 154V158L209 159H207V154ZM33 154V155H32ZM44 154V155H45ZM72 154V155H71ZM75 154H77V156L75 155ZM155 154L157 155L158 154V156H155ZM162 154V155H161ZM202 154H204V155H202ZM210 154V155H209ZM27 155H28V157H29V159H30V161H28L29 159H28V157H27ZM45 155V156H46ZM53 155V158L51 157ZM67 155V157H68V162H64V157ZM81 155V156H80ZM107 155H110V156H107ZM119 155V156H118ZM129 155V156H130ZM144 155V154H143ZM160 155V156H159ZM46 156V157H47ZM74 156V158L73 159H76V161L75 160H73L72 159V157ZM78 157L79 159H78V161L80 162V159L82 160V162H81V164H84L85 166H83V167H87L88 165V169H84V168H82V172L84 173V170H85V173L84 174H79V175H81V176H79V177H81V178H77V181H78V179H79V181H80V183L83 185L84 184V186L85 187H88L87 189H89L88 191H89V193H88V191L86 192V194L88 195V197H87V200H86V197H85V195L86 194H84V195H82L83 193H81L80 194V191H82V190H80V188H78L79 189V191H78V189H74V187H75V172L73 173V170H76L75 169V167L77 166L78 168H77V170H79V169H81V168H79V167H81L82 165L81 164H79V162H78V164L79 165H74V164H76L75 162H77V158L76 157ZM147 156H148V158H147ZM183 156V157H182ZM206 156V157H205ZM211 156V157H210ZM255 156V157H254ZM12 157H13V155L12 156H10L9 158H11L12 159ZM44 157V156H43ZM98 157V156H97ZM109 157V158H108ZM115 157V158H114ZM146 157V158H145ZM157 159V160H159V162H155L156 160H155V158ZM158 157V158H157ZM214 157V158H213ZM216 157V158H215ZM251 157V158H250ZM14 158V157H13ZM19 158V159H18ZM71 159V167H70V165H67L66 163H69L70 164V159ZM84 158V159H83ZM107 158L109 159V160H107ZM132 158V159H131ZM151 158V159H150ZM160 158V159H159ZM169 158V159H168ZM188 158V159H187ZM191 158V159H190ZM205 158V159H204ZM226 158V159H225ZM18 159V160H17ZM25 159V160H24ZM40 159V158H39ZM51 159H53L52 161H49V160H51ZM65 159H66V157H65ZM149 159V160H148ZM183 159H184V161H183ZM199 159V160H198ZM67 160V159H66ZM65 160V161H66ZM91 160V159H90ZM107 160V161H106ZM111 160V161H110ZM130 160H132V161H130ZM141 160V161H140ZM151 160V161H150ZM153 160H155L154 162H153ZM160 160L162 161V163L160 162ZM188 160V161H187ZM192 162H191V161ZM226 160V161H225ZM228 160V161H227ZM16 161V162H15ZM17 161L19 162V164L17 163ZM64 163H63V162ZM75 161V162H74ZM92 161V160H91ZM101 161V162H102ZM173 161V162H172ZM179 161V162H178ZM198 162L197 164H199V165H203V166H201V167H204L205 165H207V166H205L206 167V169L207 168H210V170H209V175H210V177H209V179L211 178V180H208L207 179V177L205 176V177H201L200 178V176L202 175V173H201V175H199L198 174V172L197 171H194V173H192L193 171L191 170V169H193L194 167L193 166H195L194 164H195V162ZM209 161V162H208ZM217 161V162H216ZM30 162V163H29ZM34 162H35V164H36V166H35V164H34ZM60 164H59V163ZM74 162V163H73ZM88 162V163H87ZM211 162H213L212 164H211ZM22 163V164H21ZM37 163L38 164H42L41 165V167H40V165H37ZM44 163L46 164V166L44 165ZM51 163H54L53 164V166L54 167H51V168H49L50 166V164ZM63 163V164H62ZM135 163H136V166H135ZM154 163V164H153ZM158 163V164H157ZM171 163V164H170ZM178 163H179V165H178ZM186 165H185V164ZM192 163H193V166H192ZM204 163V164H203ZM227 163V164H226ZM13 164V165H12ZM49 164V165H48ZM61 164H62V166H61ZM66 164V165H65ZM74 166H73V165ZM88 164V165H87ZM91 164V163H90ZM98 164V163H97ZM102 164V163H101ZM163 165V167H162V165ZM173 164V165H172ZM190 164V165H189ZM18 165V166H17ZM60 165V166H59ZM81 165V166H80ZM158 165V166H157ZM161 165V167H160V169H158L159 168V166ZM209 165H211L210 167H209ZM219 165V166H218ZM1 166V168H0V171L2 172V171H5L6 172V170L7 169H5V168H3V165L1 164L0 165ZM21 166V167H20ZM24 166H25V168H24ZM28 166V167H27ZM36 167V169H35V167ZM43 166H45V169H46V171H45V169H44V167ZM47 166H49L48 168L49 169H51L49 172H48V168H47ZM51 166H52V164H51ZM73 166V167H72ZM125 166H126V168H125ZM151 166V167H150ZM157 166V167H156ZM10 167V166H9ZM43 167V169H41ZM105 167V168H106ZM167 167V168H166ZM189 167V168H188ZM193 167V168H192ZM217 167V168H216ZM223 167V168H222ZM226 167V168H225ZM62 168V169H61ZM63 168H65L64 170H63ZM111 167H108L106 170H108V169H110ZM131 168V169H130ZM141 168V175H140V169ZM145 168H146V170H145ZM212 168V169H211ZM215 168V169H214ZM225 168V169H224ZM5 169V170H4ZM24 169V170H23ZM60 169L63 171H61V172H59L60 171ZM150 169H152L151 170V172L149 171ZM165 169V170H164ZM201 169V168H200ZM200 169H198V171L200 170ZM203 169H205V168H202V170ZM227 169V172L225 171ZM26 170V173L25 172H23V171H25ZM31 170H32V172H31ZM71 170V171H70ZM157 170H159V171H157ZM169 170V171H168ZM19 171V172H20ZM59 172V174H57L58 172ZM64 171H65V173H64ZM88 171H90L91 173H89ZM97 171V172H96ZM121 171H119V173L121 172ZM147 171V172H146ZM154 171V172H153ZM156 171V172H155ZM179 171V172H178ZM205 171V170H204ZM208 171V170H207ZM211 171V172H210ZM216 171V172H215ZM238 171V172H237ZM249 171V172H248ZM4 172V173H5ZM51 172L53 173L54 172V175L52 174L51 175ZM86 172H88V174H91V176L90 175H88V174H86ZM97 174H96V173ZM146 172V173H145ZM149 172H150V175H151V180H148V178L147 177H144L145 175L144 174H149ZM152 172H153V176H152ZM162 172H165V173H162ZM181 172H183V176H182V173ZM190 172V173H189ZM195 172H196V174H198L196 177H197V179L198 180H196V178L194 177L195 175ZM213 172V173H212ZM246 172H247V174H246ZM25 173V174H24ZM32 173V174H31ZM46 173L48 174V175H46ZM62 173V174H61ZM70 173V174H69ZM118 173V174H119ZM131 173V172H130ZM158 173V174H157ZM178 173V174H177ZM200 173V172H199ZM216 173L218 174V175H216ZM235 173V174H234ZM35 174V176H36V179H35V177L33 176ZM43 174V175H42ZM68 174V175H67ZM86 174V175H85ZM93 174L95 175L94 177H93ZM104 176H103V175ZM121 174V173H120ZM172 174V175H171ZM193 174V175H192ZM220 174V175H219ZM242 174V175H241ZM1 175H4L3 173L1 174ZM58 176V178H57V176ZM63 175V176H62ZM82 175H84V176H82ZM217 177H216V176ZM34 178H33V177ZM39 176H40V178H39ZM72 176H73V178H72ZM92 178V179H94L96 176H97V178L99 179V177H101L99 180H88L89 182H91V183H93V185L91 184V186L92 187H90V184L88 183H86V182H88V181H86L87 180V178L88 179H90V177ZM155 176V177H154ZM174 176H178L177 177V179L174 177ZM213 176V177H212ZM215 176V177H214ZM221 177L222 178V180H219V179H221V178H219V177ZM229 176V177H228ZM232 176V177H231ZM248 176V177H247ZM47 177V178H46ZM62 177V178H64V181H63V179L60 178ZM72 179H74V181L73 180H71V178ZM103 177H104V179H103ZM154 179H153V178ZM170 177V178H169ZM233 177H235V178H233ZM42 178H43V181H42ZM50 178V179H49ZM82 178H85V181L82 179ZM97 178H95V179H97ZM132 178V179H131ZM139 178V177H138ZM168 178H169V180H168ZM174 178L176 179L175 181H174ZM215 178H217L218 180L216 181V179ZM227 178H228V180H227ZM41 179V180H40ZM48 179V180H47ZM56 179V180H55ZM58 179H60V181L62 180V182H60ZM82 179V180H81ZM106 179V180H105ZM135 179H136V181H135ZM143 179H144V181H143ZM191 179V180H190ZM204 179H206V180H204ZM213 179V180H212ZM227 181H226V180ZM230 179H232V180H230ZM36 180V181H35ZM37 180H39V181H37ZM45 180V181H44ZM46 180H47V183H51V184H48L49 185V187L50 186H52V187H50L51 188V190H52V188H53V186H54V188H55V185H56V188L54 189L53 188V190H55V192L54 191H52L51 192V190L50 189H48L49 187H48V185H46L45 184V182H46ZM54 180V181H53ZM70 180H71V182H70ZM101 180H104V183H103V181L102 182H100ZM180 180V181H179ZM203 180L206 182L207 181V185L203 182ZM235 180V181H234ZM244 180V181H243ZM32 181H30L31 182V184L33 183ZM42 181V182H41ZM50 181V182H49ZM68 181L70 182V183H68ZM79 181L77 182L78 184H79ZM94 181H95V183H94ZM98 181H99V184L101 185V187H100V185L98 184ZM135 181V182H134ZM145 181H147V184H146V182ZM148 181H149V183H148ZM221 181V182H220ZM223 181H226V182H223ZM228 181L230 182V184H231V187L233 186L232 185V182L234 183V189H237L236 191H237V195L239 196V198H238V203H233V202H231L230 201V203H229V201H228V203L230 204V207H228V205L229 204H227V203H225L226 202V198H227V196H226V194H225V188L227 187V185L229 184L228 183ZM54 182V183H53ZM68 183V185H67V183H66V185L67 186H73V189L72 188H70V187H68L69 189H70V195L68 196V193H65V192H63L66 188H64V187H66V185L64 186V183ZM85 182V183H84ZM96 182H97V185H96ZM181 184H180V183ZM183 182V183H182ZM185 182V183H184ZM194 182V183H193ZM203 183V185H202V183ZM211 182H213L214 183V185L213 184H210ZM19 183V182H18ZM39 183V184H40ZM44 183V184H43ZM56 183V184H55ZM58 183H61V184H58ZM73 183H74V185H73ZM102 183V184H101ZM151 183L153 184V185H151ZM171 183V184H170ZM196 183V184H195ZM227 183V185H225ZM55 184V185H54ZM58 184V185H57ZM78 184H76V186L78 185ZM149 184V185H148ZM157 184V185H156ZM168 184H169V186H168ZM219 184L220 185H224V189L225 190H223L222 189V186L220 187L219 186ZM239 184V185H238ZM18 185H22V187H25V188H23V189H20V188H22V187H20V186H18ZM24 185V186H23ZM41 185V184H40ZM60 185H63L62 186V190L61 189H59L60 188ZM82 185H81V187H82ZM104 185V186H103ZM117 185V186H116ZM172 187H171V186ZM184 185V186H183ZM209 185V186H208ZM210 185H211V187H210ZM215 186V187H213V186ZM218 185V186H217ZM45 186H47V187H45ZM95 186V188H98V190L97 189H94L93 190V187ZM96 186H99V187H96ZM117 188H116V187ZM119 186H121L122 188H118ZM125 186V187H124ZM183 186V187H182ZM236 186H237V188H236ZM9 187H12V185H9ZM36 187H38V188H36ZM57 187H59L58 189H57ZM170 187V188H169ZM188 187H190V188H188ZM208 187V188H207ZM218 187V188H217ZM247 187V188H246ZM33 189V191H30V189ZM67 188V189H68ZM77 188V187H76ZM92 188V191L93 192H91L90 191V189ZM101 188V189H100ZM204 188V189H203ZM217 188V189H216ZM240 188V189H239ZM25 189L27 190V193H26V191H25ZM31 189V190H32ZM37 189V190H36ZM49 191L50 190V192L52 193L51 194V196L50 195H48V193L46 192L47 190ZM67 189L65 190L66 192H68L69 191V189H68V191H67ZM86 189V188H85ZM103 189V190H102ZM171 189V190H170ZM221 191H220V190ZM39 190V191H38ZM71 190H72V193H71ZM76 190H77V192H76ZM102 190V191H101ZM117 190V191H116ZM121 190V191H120ZM125 190V189H124ZM126 190H127V188H126ZM166 190V191H165ZM189 190V191H188ZM200 190V191H199ZM209 192H208V191ZM240 190V191H239ZM25 191V192H24ZM29 191V192H28ZM57 191V192H56ZM76 193H75V192ZM98 191V192H97ZM99 191L101 192V193H99ZM116 191V192H115ZM172 191V192H171ZM216 191V192H215ZM33 192V193H34ZM60 192H63V194L62 193H60ZM95 192H97V193H95ZM123 192V191H122ZM164 192V193H163ZM166 192V193H165ZM199 192V193H198ZM212 192V194H210ZM222 192V193H221ZM241 192V193H240ZM248 192V193H247ZM34 193V194H35ZM41 193V194H40ZM59 193H60V195L61 196H63V195H66L67 197L63 200V197H65V196H63V197H61L62 198V200L63 201H61V199H59L60 197H59ZM94 193L96 194L95 196H94ZM195 193V194H194ZM196 193L197 194H199L198 195V197L196 196ZM207 193H209V194H207ZM242 196H240L239 194ZM1 194V193H0ZM76 196V197H74V195ZM90 194H93V195H90ZM100 194V195H99ZM104 195V196H102V198L104 199L103 200V202H102V199H100L101 198V195ZM114 194H117V195H114ZM166 194V195H165ZM193 194V195H192ZM202 194V195H201ZM222 194V195H221ZM224 194V195H223ZM254 196H253V195ZM259 194V195H258ZM15 195V196H16ZM36 195V194H35ZM53 195V196H52ZM90 195V196H89ZM107 195V196H106ZM110 195V196H109ZM113 195V196H112ZM2 197L0 198V250H1V257H3V258H1L0 257V259L3 261V262H6V256L5 255H3V253H2V251L4 252V254H5V252H6V254H7V257L9 258V256L8 255H10V258H12L11 260L12 261H15V263H16V258H19L20 259V257H22L23 258V254H22V252H24V251H26L27 252V249H33L34 248V245H36V244H34V245H30L31 243L33 244V241H34V239L33 238H35V241H38V238H37V236H33L32 237V234H31V232H29V230H27L26 229V231H24V228H25V226H24V224H22V222H21V218L19 217V215L18 214H14V212H12V210H14V208H16L17 209V207H16V205H15V203H13V201H12V199L9 197V196H6V195H1ZM16 196V197H17ZM73 196V197H72ZM83 196V197H82ZM93 196V197H92ZM96 196H98V198L100 199V200H97L98 198H96ZM114 196H116V197H114ZM118 196V197H117ZM130 196V197H129ZM134 196V197H133ZM166 196V197H165ZM206 196V197H205ZM247 196V197H246ZM22 197H23V199H22ZM44 197V198H43ZM48 198V199H45V198ZM50 197H57L58 198V200H57V198H55V202H54V199H52V198H50ZM85 197V198H84ZM94 197L96 198V200L94 199ZM108 197H111V198H113V199H116L118 202L120 201L121 202V204L120 203H118L117 201V205H116V203H113V204H115L116 206H114L113 204H112V200H110L111 198H108ZM140 197V196H139ZM172 198V200H171V198ZM191 199H190V198ZM194 197V198H193ZM197 197V198H196ZM219 197H221V198H219ZM222 197H224L225 198V201H224V198H222ZM18 198V197H17ZM43 198V199H42ZM88 198H89V200H88ZM119 200H118V199ZM131 198H133V200L131 199ZM167 198V199H166ZM211 198V199H210ZM240 198H242V200H240ZM244 198V199H243ZM248 198V199H247ZM258 198L260 199V200H258ZM75 199V200H74ZM85 201H84V200ZM95 200V202H94V200ZM207 199V200H206ZM217 199V200H216ZM19 200V201H20ZM44 200V201H43ZM46 200H51V201H46ZM57 200V201H56ZM61 201V202H58V201ZM108 200H110V202L108 201ZM200 200L202 201V200H204V201H202L203 202V204H202V202H200ZM216 200V201H215ZM255 200V201H254ZM39 201V202H40ZM83 201H84V203H83ZM171 201V202H170ZM192 201V202H191ZM196 203H194V202ZM200 203H199V202ZM208 201V202H207ZM210 201V202H209ZM215 201V202H214ZM221 201V202H220ZM257 201V202H256ZM21 202H23V201H21ZM46 204H45V203ZM49 202H51L52 204L50 205V203ZM102 203V206L104 205V202L106 203V205L108 206L109 205V207H108V209H106L107 207H105V206H103L104 207V209H103V207H101V203ZM131 202V203H130ZM211 202H212V204H211ZM219 202V203H218ZM223 202V203H222ZM24 203V202H23ZM80 203H82V204H80ZM90 203V204H89ZM95 203V204H94ZM96 203H99V204H97V206H96ZM111 203V204H110ZM161 203V204H160ZM164 203V204H163ZM167 203H169V204H171V205H169V204H167ZM184 203V204H183ZM192 203V204H191ZM216 205H215V204ZM218 203V204H217ZM225 203V204H224ZM232 203V204H231ZM241 203H242V206H238L239 204L241 205ZM22 204V203H21ZM34 204H36V203H34ZM40 205L41 204V202L40 203H37V205ZM53 204H55V205H53ZM186 204V205H185ZM191 206H190V205ZM207 204V205H206ZM221 204H223V206H221ZM226 204H227V207H225L226 206ZM236 204V205H235ZM245 204V205H244ZM259 204L262 206V209L259 211L258 209H259V207L261 208V206H259ZM56 205H58V206H56ZM60 205V206H59ZM62 205V206H61ZM82 205V206H81ZM88 205V206H87ZM112 205V206H111ZM119 205V206H118ZM139 205H140V207H139ZM161 205V206H160ZM164 205V206H163ZM197 205V206H196ZM203 207H202V206ZM219 205V206H218ZM225 205V206H224ZM232 205L234 206V207H232ZM250 205V206H249ZM42 206V205H41ZM65 206V205H64ZM85 208H84V207ZM87 206V207H86ZM95 206L97 207V209L95 208ZM142 206V207H141ZM165 206H168V207H165ZM182 206V207H181ZM259 206V207H258ZM32 207H33V205H32ZM47 207H45L46 209H47ZM119 207V208H118ZM124 209L125 207V209H124V212L125 213H120V211L122 212L123 210L121 209ZM171 207V208H170ZM185 207V208H184ZM192 207H194V208H192ZM206 207V208H205ZM223 209H222V208ZM239 207V208H238ZM258 207V208H257ZM100 209V211H99V209ZM101 208H102V210H101ZM120 210L119 212H117L118 210ZM129 208V209H128ZM141 208V209H140ZM163 208H166V209H163ZM172 208H173V210H172ZM183 208H184V210H183ZM199 208H200V210L202 211H200L199 210ZM202 208V209H201ZM231 208V209H230ZM35 209V210H34ZM48 209V210H49ZM85 209V210H84ZM93 209H95L96 210V212H95V210H93ZM180 209H182L181 211H180ZM189 210V214H187V215H184V214H186V210ZM228 210V212L226 211V212H224L225 210ZM129 210V211H128ZM139 210V211H138ZM165 211V212H167L168 214H165V215H167L166 216V218H167V220L164 218L163 220H160V219H157L158 217H160L159 216V213H162V211ZM220 210L222 211V212H220ZM247 210V211H246ZM257 210V211H256ZM102 211V212H101ZM205 211V212H204ZM208 211V212H207ZM235 211V212H234ZM29 212V213H30ZM61 212L62 213H64V212H66V213H64L63 215L65 216L66 214H68L69 216H71V217H69L68 215L66 216V218L68 219H66L64 216H63V218H65L66 220L64 221L65 223H66V225L67 226H63L62 224H63V222H62V224H61V227H60V224L58 225L57 224V227H52V231H51V227H50V225L52 224L51 222H53V223H55L56 224V221H58L59 220V216L60 215H62L61 214ZM77 212H78V214L79 215H81V214H83L84 212H85V214H86V216L83 214V216L81 215V216H79L78 214H77ZM89 213V215H91V213H93L91 216H92V219H90L91 218V216H89L87 213ZM100 212V213H99ZM176 212V213H175ZM184 214H183V213ZM225 213V215H226V213H227V215H228V217H230L231 215V217L233 218V220H231V217H230V219L228 218H226L227 217V215L225 216V220H224V225L225 226H227V224L229 223V224H231V226L233 225L234 227H233V229H232V227H231V234H232V236L230 235L229 236V238H228V240L231 242V240H232V237H233V241L234 242H231L230 244H231V246H233L232 248H233V250H232V252L231 253H233V256H234V258L236 259H234L233 257H232V255H231V253H230V255L227 253V250H226V252L225 251H223L222 249H221V247L219 248V254H220V251H222V253L223 252H225V253H223V255L224 256H226L225 254H227V257H228V255H229V257H228V259H225V258H227V257H225L224 258V262L222 263V261H223V259H220L219 260V258H217L216 256L218 255V252L217 251H215L216 249H212V250H210L211 249V246H213L212 244H213V240H212V236L214 237V234L213 233H210V232H212L211 230H208L209 229V227H205L204 229H203V231L200 229V231L198 230L199 229V224L202 222V221H205V217L207 216V218H209V217H212V216H214L215 214H218V213ZM96 213H98V215L100 216H98V215H96L95 216V214ZM128 215H127V214ZM132 213V214H131ZM141 214V216L145 219H143L142 220V218H141V216H140V214ZM213 213V214H212ZM230 213H231V215H230ZM260 213H263V214H260ZM60 214V215H59ZM124 214H125V216H124ZM205 214V215H204ZM236 214V215H235ZM244 214V215H243ZM33 215H35V214H33ZM120 215V216H119ZM121 215H122V217H125L126 218V220H125V223H124V220H122V217H121ZM169 215V216H168ZM196 215V216H195ZM246 215V216H245ZM50 216H52V217H50ZM73 216V217H72ZM87 216H89L88 218H87ZM94 216L96 217V219L97 220H95L94 222H93V219H95L94 218ZM121 217V218H117V217ZM128 216V217H127ZM139 216V217H138ZM185 216V217H184ZM50 217L51 219L50 220H52V218H53V220L52 221H46L48 218ZM76 217L78 218H80L81 219V217H82V219L83 218H85L86 217V219H83L84 220V222L82 221V220H79V219H76ZM137 217V218H136ZM181 217V218H180ZM193 219V221H192V219ZM196 217V218H195ZM201 217V218H200ZM204 217V218H203ZM246 217V218H245ZM44 218L46 219L45 220V222H47V223H45L44 222ZM125 218H123V219H125ZM131 218L133 219V220H131ZM136 218V219H135ZM138 218H140L139 220L141 221V223H140V221L139 220H137ZM41 219L43 220L42 222H41ZM56 219V220H55ZM58 219V220H57ZM88 219V220H87ZM119 219V220H118ZM200 219H202V220H200ZM235 219V220H234ZM75 222H74V221ZM131 220V221H130ZM135 220V221H134ZM137 220V221H136ZM156 220V221H155ZM165 220V221H164ZM179 220V221H178ZM61 221V220H60ZM72 223V222H74V224L77 222H79L78 224H77V226L75 227V225H70V228H69V224H70V222ZM87 221L89 222V223H87ZM144 221H146V222H144ZM153 221H154V223H153ZM164 221V222H163ZM199 221H200V223H199ZM227 221H228V223H227ZM230 221H233V222H231L230 223ZM59 222V221H58ZM82 222V223H81ZM86 222V223H85ZM94 224H93V223ZM138 222V223H137ZM168 222V223H167ZM190 222H192L191 224H190ZM51 223V224H50ZM64 223V224H65ZM80 223L81 224H83L82 226L83 227H81V226H79L80 225ZM85 223V224H84ZM97 223V224H96ZM123 223H124V225H126V226H124L123 225ZM130 223V224H129ZM141 224L142 225V227H141V225H137V224ZM153 224V226H152V224ZM177 223V224H176ZM226 223V224H225ZM46 224V225H45ZM48 224H50V225H48ZM129 224V225H128ZM135 224V225H134ZM166 224V225H165ZM228 224V225H229ZM85 225H86V227H85ZM92 225H91V227H92ZM100 225V226H99ZM145 225H147V226H145ZM182 225V226H181ZM185 225V226H184ZM186 225H188V226H186ZM190 225V226H189ZM248 225H251V226H248ZM52 226V225H51ZM58 226H59V228H61L60 230H59V228H58ZM71 226H72V228H71ZM169 226L171 227V228H169ZM256 226V227H255ZM48 227V228H47ZM62 227H64V228H62ZM73 227L74 228H76V230H74L73 229ZM80 229H79V228ZM130 227V228H129ZM135 227V228H134ZM164 227V228H163ZM194 227V228H193ZM228 227V226H227ZM247 227H249V228H247ZM67 228H68V230H67ZM90 228V227H89ZM95 228V227H94ZM140 228V229H139ZM161 228L163 229V230H161ZM175 228V229H174ZM179 228V229H178ZM250 228H252V229H250ZM53 229L55 230L54 232H53ZM57 229V230H56ZM72 229V230H71ZM81 229H83V231L81 230ZM86 229V230H85ZM132 229L133 230H135L136 231V233H135V231H132ZM247 229V230H246ZM257 229V230H256ZM64 230H66V231H64ZM78 230H79V232H78ZM128 230H130L129 232L131 233V235H130V233L128 232ZM252 230V232L251 233H253V234H250V231ZM31 231V230H30ZM57 231H59V232H57ZM71 231V232H70ZM74 231H76V232H74ZM101 231V236L100 235H97V237H101V241L100 242H102L103 241V234H105V231L103 230V225H102V229L100 230ZM134 232V233H132V232ZM140 231V232H139ZM148 231V232H147ZM180 231V232H179ZM195 231V232H194ZM210 231V232H209ZM254 231V232H253ZM27 232V233H26ZM82 232V233H81ZM157 232H155V233H157ZM204 232V233H203ZM245 232H248V233H245ZM29 233V234H28ZM77 235H79L80 236V238H78L79 236H77V238H78V240L76 241H74L73 240V237L74 236H71L70 234H72V235H75V238H76V234ZM80 233V234H79ZM99 234H100V232H98ZM142 233V234H141ZM148 233H150L149 234V236H150V239H152L153 240V242H152V240H151V242H152V245H151V243H150V241H149V243H147L148 242V240L147 239H149V238H147V239H145L144 240V238H146V237H144L145 235L148 237ZM151 233L153 234L152 236H151ZM180 233V234H179ZM234 233V234H233ZM31 234V236L29 237L28 235H30ZM47 234V235H46ZM83 234V235H82ZM182 234V235H181ZM189 234V235H188ZM211 234V235H210ZM238 234V235H237ZM37 235V234H36ZM39 235V234H38ZM88 235V236H87ZM96 235V234H95ZM95 235H94V237H95ZM245 235V236H244ZM51 236H52V234H51ZM60 236H63V237H61V238H59ZM83 236V237H82ZM203 236V237H202ZM45 237V238H46ZM152 237V238H151ZM177 237V238H176ZM190 237V238H189ZM18 238H20L21 240H23L24 238H25V240L24 241H26V242H28V243H26V242H23L22 241V243L21 244H23V246L20 244L19 245V242H21L20 241V239H18ZM26 238H28V241H27V239ZM30 238H32L31 240H29ZM87 238V239H86ZM203 238V239H202ZM208 238V239H207ZM231 238V239H230ZM241 238V239H240ZM258 238V239H257ZM64 239V241H62ZM66 239V240H65ZM94 239V240H93ZM155 239V240H154ZM181 239V240H180ZM193 239H194V241H193ZM195 239H196V241L197 240H199V241H195ZM209 239H210V241H209ZM257 239V240H256ZM33 240V241H32ZM80 240V241H79ZM147 240V242L145 243V241ZM183 240H185V241H183ZM190 240V241H189ZM247 240V241H246ZM98 241V242H97ZM155 241V242H154ZM249 241V242H248ZM65 242V243H64ZM77 242V243H76ZM124 242V241H123ZM193 242V243H192ZM200 242V244H198ZM221 240H220V243H219V241H218V243L221 245ZM235 242H236V244H235ZM258 242V243H257ZM3 243H4V245H3ZM34 243H36V242H34ZM187 245H186V244ZM196 245H195V244ZM232 243H234L235 245H233ZM6 244V245H5ZM25 244H26V246H25ZM76 244H77V246H76ZM80 244V245H79ZM96 244H98V245H96ZM144 244H146V246L144 245ZM219 244H215L216 245V247H219L220 245ZM128 245V246H127ZM132 245H134L133 246V249H132ZM137 245V244H136ZM155 245V246H154ZM199 245H202V247H201V250L204 248V249H206L208 252H210L211 251V253L210 254H208V256H207V254H204V253H202V251L200 250V248L198 247ZM211 245V246H210ZM101 246V245H100ZM161 248H160V247ZM206 248H205V247ZM251 246V247H250ZM257 246V247H256ZM59 247V248H60ZM131 247V248H130ZM150 247H152V248H150ZM198 247V248H197ZM210 247V249H208ZM234 247H236L235 249L236 250H234ZM63 248V247H62ZM98 248H96V249H98ZM134 248H135V250H134ZM159 248V249H158ZM180 248V249H179ZM186 248V249H185ZM189 248V249H188ZM238 248V249H237ZM249 248H250V250H249ZM16 250L17 252H15V254L13 253V255L10 253V250ZM78 249V248H77ZM94 249V248H93ZM95 249V250H96ZM152 249V250H151ZM158 249V250H157ZM166 249V250H165ZM191 249V250H190ZM194 249V250H193ZM254 249L256 250V251H254ZM78 250H80V249H78ZM82 250V249H81ZM125 250V251H124ZM132 250H134V251H132ZM156 250V251H155ZM161 250V251H160ZM163 250V251H162ZM189 250V251H188ZM210 250V251H209ZM152 251V252H151ZM160 251V252H159ZM186 251V252H185ZM191 251V252H190ZM200 251V252H199ZM214 251V252H213ZM253 251H254V253H253ZM257 251H258V253H257ZM61 252H63L62 250H61ZM137 252H138V250H137ZM143 252V253H142ZM161 253L162 255H163V257H164V255L166 254V256H168L169 255V253H170V255L171 256H173L172 258H175V259H172L171 258V256L169 257H166L169 261H167V259H165V258H163L162 256H161V258H160V255L161 254H158V253ZM191 254H190V253ZM198 252V253H197ZM213 252V253H212ZM215 252H217V254L215 253ZM248 252V253H247ZM10 253V254H9ZM16 253L18 254H20V255H18V256H16V258L14 257V255H16ZM135 253V254H134ZM142 253V254H141ZM145 253V254H144ZM149 255V257L147 256V254ZM153 253H155V255L153 254ZM192 253H194V254H192ZM247 253V254H246ZM252 253V254H251ZM40 254V253H39ZM39 254H36V257L34 256V258L36 259V262H38V263H36V264H40L41 263V261H40V259H39V256L41 255H39ZM152 254V255H151ZM177 254V255H176ZM143 255H145V256H143ZM158 255H159V257H158ZM192 255V256H191ZM205 256V257H203V256ZM235 255H236V257H235ZM237 255L238 256H240L239 258H237ZM260 256V257H258V258H255L256 256ZM4 256H5V258H4ZM12 256V257H11ZM42 256L44 257V254L42 253ZM41 256V257H42ZM190 256V257H189ZM249 256H251V257H249ZM38 257V258H37ZM43 257H42V263L41 264H46L43 260ZM143 257L146 259V260H144L143 259ZM180 257V258H179ZM202 257V259H200ZM215 257L217 258V259H215ZM233 259H232V258ZM7 258V260L9 261V262H7V264H10V263H14V262H12L11 260H10V258L8 259ZM33 257H31V262L30 261H28V259H26L25 260V258H23V260H25V261H27V262H25V263H27V264H34L35 263V259H34ZM160 258V259H159ZM163 258V259H162ZM170 258L172 259V261L170 260ZM191 258V259H190ZM212 258V259H211ZM4 259H5V261H4ZM19 259H18V261H19ZM32 259H33V262H32ZM143 259V260H142ZM149 259V263H147L148 260ZM151 259V260H150ZM162 259V260H161ZM167 261H165V260ZM211 259V260H210ZM214 259V260H213ZM256 259H258V261L256 260ZM23 260H21V262L23 261ZM161 260V261H160ZM163 260L165 261V262H163ZM175 260V261H174ZM180 260V261H179ZM190 260V261H189ZM201 260V261H200ZM213 260V261H212ZM215 260H217V261H215ZM227 260H228V262H227ZM232 260H234L235 262H233ZM242 260V261H241ZM248 260V261H247ZM254 260H256L257 262H260V263H256ZM11 261V262H10ZM17 261V262H18ZM138 261V262H137ZM145 261V262H144ZM155 261V262H154ZM179 261V262H178ZM250 261V262H249ZM262 261V262H261ZM23 262V264H25ZM44 262V263H43ZM47 262V261H46ZM137 262V263H136ZM153 262V263H152ZM14 263V264H15ZM215 263H213V264H215Z\"/></svg>",
    "mask_w": 264,
    "mask_h": 264
},
{
    "label": "bare ground",
    "instance_id": "bare-ground-1",
    "mask_svg": "<svg viewBox=\"0 0 264 264\" xmlns=\"http://www.w3.org/2000/svg\"><path fill=\"white\" fill-rule=\"evenodd\" d=\"M14 1V0H13ZM168 1V0H167ZM174 1V0H173ZM235 1V0H234ZM0 2H1V0H0ZM4 2V1H3ZM23 3H24V1H22ZM26 2V1H25ZM54 1H52V3H53ZM57 2V1H56ZM71 2V1H70ZM164 2H165V0L162 2V5H163V7H160V8H149V10L151 11L150 13H149V15H147V17L148 16H152V15H154L155 13H157V12H162V11H164V5H166V4H164ZM192 2V1H191ZM2 3V2H1ZM188 3V2H187ZM10 4V3H9ZM8 4V5H9ZM15 4V3H14ZM21 4V3H20ZM32 4V3H31ZM54 4V3H53ZM170 3H168V5H169ZM236 4V3H235ZM238 4V3H237ZM61 5V4H60ZM155 5V4H154ZM167 5V6H168ZM171 5V4H170ZM173 5V4H172ZM172 5H171V7H172ZM204 5V4H203ZM202 5V6H203ZM11 7H12V5H10ZM10 6H8V7H10ZM24 6H25V4H24ZM24 6H23V8H20V9H23V11H24ZM187 6V5H186ZM192 6V5H191ZM2 6H0V13L2 12V10H3V8H1ZM170 7V8H171ZM204 7V6H203ZM239 7V6H238ZM238 7L236 8L237 10H238ZM248 7V6H247ZM247 7H246V9H247ZM13 8V7H12ZM17 8V7H16ZM18 8H19V6H18ZM54 8V7H53ZM57 8V7H56ZM114 8V7H113ZM168 8V7H167ZM187 8H188V6H187ZM205 8H206V6H205ZM207 8H208V6H207ZM9 9V8H8ZM11 9V8H10ZM115 9V8H114ZM204 9V8H203ZM202 9V10H203ZM51 10H53V9H51ZM162 10V11H161ZM169 10V9H168ZM168 10H167V13H168ZM172 10H174V8L172 9ZM6 10H3V12H5ZM15 11V10H14ZM27 11H28V8H27ZM35 11V10H34ZM205 11V10H204ZM210 11V10H209ZM250 11V10H249ZM10 11H8V13H9ZM15 12H17V10L15 11ZM38 12V11H37ZM40 12V11H39ZM51 12V11H50ZM66 12V11H65ZM67 12H68V10H67ZM77 12V11H76ZM171 12V11H170ZM197 12V11H196ZM202 12V11H201ZM246 12V11H245ZM248 12V11H247ZM20 13V12H19ZM32 13V12H31ZM36 13V12H35ZM35 13H34V15H35ZM70 13V12H69ZM75 13V12H74ZM154 13V14H153ZM174 13V12H173ZM204 13V12H203ZM6 13H4V15H5ZM9 14H11V13H9ZM12 14H13V12H12ZM11 14V15H12ZM17 14V13H16ZM25 14H26V12H25ZM33 14V13H32ZM54 14V13H53ZM56 14V13H55ZM97 14V13H96ZM95 14V15H96ZM99 14V13H98ZM118 14V13H117ZM158 14V13H157ZM172 14V13H171ZM3 15V16H4ZM14 15V14H13ZM12 15V16H13ZM20 15V14H19ZM30 15V14H29ZM28 15V16H29ZM52 15V14H51ZM58 15V14H57ZM56 15V16H57ZM72 15V14H71ZM80 15V14H79ZM94 15V16H95ZM100 15V14H99ZM105 15V14H104ZM208 15V14H207ZM213 15V14H212ZM249 15V14H248ZM5 16H9V15H5ZM15 16V15H14ZM18 16V15H17ZM26 16V15H25ZM33 15H31V17H32ZM36 16V15H35ZM70 16V15H69ZM68 16V17H69ZM160 16V15H159ZM163 16V15H162ZM0 17H1V14H0ZM34 17V16H33ZM37 17H38V15H37ZM58 17V16H57ZM98 17V16H97ZM205 17V16H204ZM210 17H211V15H210ZM216 17V16H215ZM3 18H5V17H3ZM9 18H11V17H9ZM15 18H17L16 16H15ZM15 18H13L12 20H13V22H14V19ZM39 18V17H38ZM42 18V17H41ZM48 18H50V16L48 17ZM52 18H53V16H52ZM61 18V17H60ZM74 18V17H73ZM101 18V17H100ZM171 18V17H170ZM209 18V17H208ZM208 18H206V19H208ZM217 19L219 18V17H216ZM23 19V18H22ZM32 19V18H31ZM35 19V18H34ZM44 19H45V17H44ZM43 19V20H44ZM76 19H77V17H76ZM79 19V18H78ZM85 19V18H84ZM99 19V18H98ZM105 19V18H104ZM150 19V18H149ZM153 19H155V18H153ZM158 19V18H157ZM163 19V18H162ZM211 20H212V18H210ZM213 19H214V16H213ZM8 20V19H7ZM10 20V19H9ZM16 20H18V19H16ZM38 20V19H37ZM51 20V19H50ZM57 20V19H56ZM59 20V19H58ZM143 20V19H142ZM1 21H2V19L0 20V41H1V43H3L4 41L5 42H7L8 44H10V46H11V41H12V46L10 47L8 44V47L3 43L1 46H3L4 45V47H7L8 48V51L6 50V51H4V47L2 48V50L0 49V52H2V54L4 53V52H6V53H4L3 55L4 56H2L1 54H0V101L1 100H3V101H5V103L3 102V101H1V102H3V104H1V105H3L4 106V108H3V110H5V108L7 109V107H8V111L7 112H9V113H7L6 115H7V117L8 118H10V120H12L11 122H13L14 123V126L13 127H16V129L19 127L20 129L18 130V131H21V127L25 130V128H26V131H28L29 130V132H30V130H31V132H32V128H33V130L36 132V130H35V126L36 125H38V123L36 124L35 123V121L36 120H33V118H32V120H33V122H31L32 120L31 119H29L30 117H29V115L31 114V117H32V114L34 115L35 113H37L36 112V108H34V106H35V104H36V101H37V99L35 100V98H36V96H38L39 97V95H41V94H39V93H41V92H43L44 91V86H47L48 84L50 85V84H53V85H51L52 86V88H53V86H54V88L56 89V93H55V91L53 90L52 92H54L56 95H55V97H56V99H57V97H58V95H61V93H62V95H63V97H64V95L66 94V93H64V92H68L67 91V89H69L70 87H69V85H70V82H69V84H67L68 83V80H67V78L69 77V74H68V68H67V70H65V71H68V72H65L66 74H67V76H62V78L61 77H59V75L60 74H62V73H59V75H56V74H58V73H56V71L54 70V69H56V68H58V66L61 64V62L63 63V62H65V61H60V64H58V65H56L57 67H55L54 68V66H55V64L53 63V61L51 60V63L48 61V60H50V59H52V57H49L48 56V54H46L47 56H48V58L46 57V55H45V52L47 53V52H49L48 50L49 49H51V48H47L48 50L47 51H43V50H45L46 49V47L44 48V49H41V47H43L42 45H40V44H43L42 42H40L39 41V39H41V41H42V39H43V37H45L44 36V34H43V27H41V25H39V24H37L39 21H36V22H34L32 25H31V23H32V21H34V20H32L31 21V23H29L28 22V26H25V27H22L23 26V24H24V22L22 23V24H20V22H19V24L17 23V25H16V21H15V29H17V31H18V28H20L21 30H22V28L23 29H25L26 28V30H22L21 31V33H23V31H24V33H23V35H22V37H21V35L19 36L20 37V39H16V40H19L18 41V43H17V41H16V43L17 44H13V41H15V40H12L11 39V41H10V43H9V39H8V37L13 33V36H10V38L11 37H14L15 38V32H17V31H14V32H12L11 33V31L12 30H14V27H13V29H11L10 30V34H9V36H7V32H9V29L12 27V25H10L11 24V20H10V23L9 24H7L6 26H4V25H2L3 23L4 24H6V18H5V21L3 22V23H1ZM28 21V20H27ZM52 21V20H51ZM103 21V20H102ZM124 21H126V20H124ZM123 21V22H124ZM195 21H196V19H195ZM207 21V20H206ZM209 21V20H208ZM215 21V20H214ZM219 21H220V19H219ZM218 21V22H219ZM8 22V21H7ZM13 22H12V24H13ZM41 22H42V19H41ZM54 21H52V23H53ZM57 22V21H56ZM104 22V21H103ZM122 22V21H121ZM145 22V21H144ZM212 22V21H211ZM239 22H241V21H239ZM246 22V21H245ZM40 23V22H39ZM45 23V22H44ZM43 23V24H44ZM66 23V22H65ZM69 23V22H68ZM161 23V22H160ZM163 23V22H162ZM252 23V22H251ZM13 24V25H14ZM41 24V23H40ZM70 24V23H69ZM91 24V23H90ZM121 24H123L124 25V23H121ZM200 24V23H199ZM209 24V23H208ZM217 24V23H216ZM246 24V25H245ZM244 24V26H246V28H245V30L246 29H248L249 27H251V26H253V25H251L250 24V22L248 21V23H245ZM249 24L251 25V26H249ZM27 25V24H26ZM59 26H60V21H59V24H58ZM142 25H144V24H142ZM162 25V24H161ZM213 25H215V23H213ZM218 25H219V23H218ZM10 27L8 30H6V28L7 27ZM62 26H64V25H62L61 24V27ZM89 26V25H88ZM101 26H103V27H108L109 26V24H108V26L106 25V26H104V24L102 23V25ZM209 26V25H208ZM244 26H243V28H244ZM247 26H249V27H247ZM6 27V28H5ZM18 27V28H17ZM46 27H47V25H46ZM49 27V26H48ZM67 27V26H66ZM125 27V26H124ZM160 27V26H159ZM242 27V26H241ZM202 28V27H201ZM213 28V27H212ZM215 28V27H214ZM19 29V30H20ZM48 29V28H47ZM47 29H45L46 31H47ZM52 29V28H51ZM61 29V28H60ZM108 29V28H107ZM137 29V28H136ZM140 29V31L142 30L141 28H139ZM203 29V28H202ZM216 29H217V27H216ZM216 29H215V31H216ZM7 32H6V31ZM54 30V29H53ZM69 28H67V32H68V34H69ZM124 30V29H123ZM138 30V29H137ZM136 30V31H137ZM172 30V29H171ZM214 30V29H213ZM46 31L44 32V33H46ZM56 32H57V30H55ZM66 31V30H65ZM64 31V32H65ZM98 31V30H97ZM102 31V30H101ZM110 31H111V29H110ZM128 31V30H127ZM126 31V32H127ZM134 31V30H133ZM135 31V32H136ZM139 31V32H140ZM154 31V32H153ZM205 31V30H204ZM20 32V31H19ZM79 32V31H78ZM105 32H107L106 31V29H105ZM109 32V31H108ZM149 32H152L151 33V35L150 36H155V27L153 28V26L151 27V26H148V27H146V32H144V33H146L145 35H147V36H149V34L148 33ZM217 32V31H216ZM15 33V34H14ZM48 33V32H47ZM59 33H61L60 31H59ZM62 33H63V29H62ZM62 33H61V35H62ZM66 33V32H65ZM91 33V32H90ZM100 33V32H99ZM110 33V32H109ZM132 33H134V32H132ZM131 33V34H132ZM169 33V32H168ZM172 33V32H171ZM209 33V32H208ZM213 33V32H212ZM227 33V32H226ZM20 34V33H19ZM58 34V33H57ZM56 33H55V35L54 36H56L57 35ZM88 34V33H87ZM104 34V33H103ZM111 35H113V36H116V41H119L120 43H122L121 42V40H119V39H122V38H119L118 37V35H114L112 32L110 33ZM120 34V33H119ZM136 33H134V36H136L135 35ZM156 34H158V33H156ZM160 34V33H159ZM224 34V33H223ZM245 34V33H244ZM45 35H48V34H45ZM59 35V34H58ZM91 35V34H90ZM93 35V34H92ZM106 34H104V36L103 37H108V38H110V40H109V42H111V40H112V42L114 41V42H116L115 41V38H113L111 35H109V34H107L106 36H105ZM170 35V34H169ZM254 35V34H253ZM3 36H4V38L7 36V39H8V41L7 40H3L2 41V38H3ZM17 36V38H19ZM49 37H50V35H48ZM64 36V35H63ZM65 36H67L66 34H65ZM64 36V37H65ZM71 36V35H70ZM100 36H102V35H100ZM99 36V37H100ZM122 36V35H121ZM149 36V37H150ZM210 36V35H209ZM229 36V35H228ZM249 36V35H248ZM248 36H247V38H248ZM2 37V38H1ZM51 37H53V36H51ZM68 37V36H67ZM73 37V36H72ZM71 37V38H72ZM76 37V36H75ZM92 37L93 36H91V41L92 40H94L95 38L93 37V39H92ZM95 37H96V34H95ZM103 37H102V41H104L103 40ZM145 37V36H144ZM164 37V36H163ZM225 37H226V35H225ZM254 37V36H253ZM47 37H45V39H46ZM56 38V37H55ZM60 38V37H59ZM119 38V39H118ZM156 38V37H155ZM162 38V37H161ZM211 38V37H210ZM227 38V37H226ZM250 38H252L251 36L249 37V39ZM57 39V38H56ZM68 39H69V37H68ZM68 39L65 41V43L68 41ZM148 39V38H147ZM216 39V38H215ZM215 39H213L214 41H215ZM253 39V38H252ZM251 39V40H252ZM58 40V39H57ZM72 39H70L67 43L69 44V42L71 41ZM95 40H97V43H98V40L99 39H95ZM101 40H99V41H101ZM136 40V39H135ZM163 40V39H162ZM52 41V43H53V40H51L50 39V42ZM56 40L54 39V42H55ZM60 41H61V39H60ZM73 41V40H72ZM81 41V40H80ZM106 41V40H105ZM123 41V40H122ZM137 41H138V39H137ZM146 40L144 39V42H145ZM200 41V40H199ZM226 41V40H225ZM247 41V40H246ZM59 42V41H58ZM62 42H63V40H62ZM76 42H77V40H76ZM96 42V41H95ZM119 42L117 43L116 42V44H112L111 46H113V45H117V44H119ZM15 43V42H14ZM61 43V42H60ZM60 43H59V45H60ZM88 43V42H87ZM101 43V42H100ZM213 43V42H212ZM72 44H73V42H72ZM89 44V43H88ZM103 44H105V42L103 43ZM108 44V43H107ZM106 44V45H107ZM110 44V43H109ZM108 44V45H109ZM139 44V43H138ZM250 46H249V50H251V53L249 52V55L251 56L252 55V58H254L255 59V49L257 50V47L254 45V43H251V41H250V43H248ZM41 47H40V46ZM56 45V44H55ZM58 45V44H57ZM71 45V44H70ZM73 45H76V44H73ZM73 45H71V47H70V52H72V50H76L75 49V47L76 48H78L77 46H73ZM101 45V44H100ZM120 45V44H119ZM140 45V44H139ZM154 45V44H153ZM198 45V44H197ZM209 45V44H208ZM213 45V44H212ZM50 46H53V45H50ZM81 46H82V44H81ZM86 46V45H85ZM95 46H96V44H95ZM94 46V47H95ZM124 46V45H123ZM122 45L119 47V48H117L116 46V48H112V50L114 49L115 50V53H116V55H117V53H118V55H120V57L119 56H117V57H119V58H121V56H122V62L121 63H123V65H131L132 66V68H135V67H133L135 64L137 65L138 64V62L136 61V60H134V59H132L131 57V61L129 60V61H127V59H126V57H127V55H126V57H125V59H124V55L122 54H120L119 53V51L120 52H123V50L125 51L126 49L123 47ZM127 46H129L128 44H127ZM145 46V45H144ZM230 46V45H229ZM228 46V47H229ZM38 47H40V48H38ZM54 48L56 47V46H53ZM60 47V46H59ZM67 47H69V45L67 46ZM73 47H74V49H73ZM126 47V46H125ZM146 47V46H145ZM212 47V46H211ZM218 47V46H217ZM62 49H63V47H61ZM65 49H66V47H64ZM111 48L109 47V50H107V51H109V53H110V51H111ZM128 48V47H127ZM144 48V47H143ZM166 48V47H165ZM40 51H39V50ZM55 49H57V48H55ZM62 49H61V51H62ZM63 50V51H69V50ZM105 49H107V46L105 47ZM215 49V48H214ZM59 50H60V48H59ZM59 50L57 51V50H54V52H53V57H54V59L56 60L57 58H58V56L60 55V56H62V54L63 53H60L59 52ZM78 50V52H82V51H80L79 49H77ZM76 50V51H77ZM85 50V49H84ZM84 50H83V52H84ZM96 50V49H95ZM99 50V49H98ZM116 50H117V52H116ZM176 50V49H175ZM52 51V50H51ZM62 51V52H63ZM106 50H104V52H105ZM127 51V50H126ZM125 51V52H126ZM174 51V50H173ZM201 51V50H200ZM208 51V50H207ZM103 52V51H102ZM112 52V51H111ZM124 52V53H125ZM138 52V51H137ZM150 52V51H149ZM87 53V52H86ZM181 53V52H180ZM234 53V52H233ZM257 53V52H256ZM69 54H71V53H69ZM73 54H74V51H73ZM77 54V52H75V55ZM114 54V53H113ZM129 54V53H128ZM133 54V53H132ZM148 54V53H147ZM155 54V53H154ZM158 54V53H157ZM207 54V53H206ZM247 54V53H246ZM51 55V54H50ZM65 55V54H64ZM115 55V56H116ZM135 55H136V53H135ZM138 55V54H137ZM149 55V54H148ZM159 55V57H160V54H158ZM236 55V54H235ZM249 55H248V57H249ZM5 56L7 57V56H9V57H11V58H5ZM60 56H59V59L58 60H60ZM67 56V55H66ZM66 56H62L61 58H63L64 60L66 59ZM79 56H82L83 57V54L82 55H79ZM84 56H85V54H84ZM88 56V55H87ZM111 56H112V53H111ZM115 56H113L114 58H115ZM233 56V55H232ZM237 56V55H236ZM56 57V58H55ZM65 57V58H64ZM70 57H72V54H71V56H69V58ZM75 57V56H74ZM78 56H76L75 57V59L77 58ZM82 57H80V58H77L78 60L79 59H82V61H83V58ZM116 57V60H115V62H118V61H121V59L119 60L118 58ZM139 57V56H138ZM174 57H176V55L174 56ZM202 57V56H201ZM214 57V56H213ZM2 58V59H1ZM105 59L107 58V57H104ZM101 59V60H105V59ZM128 58V57H127ZM137 58V57H136ZM152 58V57H151ZM156 58H158V56L156 57ZM171 58H172V56H171ZM209 58V57H208ZM217 58V57H216ZM237 58V57H236ZM251 58V59H252ZM256 58H257V56H256ZM53 59V60H54ZM72 59V58H71ZM74 59V58H73ZM76 59V60H77ZM95 59V58H94ZM110 59V58H109ZM117 59H118V61H117ZM163 59H164V54H163ZM204 59V58H203ZM235 59V58H234ZM253 59V60H254ZM33 60H34V63L33 64H31L32 62H33ZM58 60H56V61H58ZM67 61H69L68 60V56H67V59H66ZM100 60V61H101ZM114 60V59H113ZM112 60V61H113ZM154 60V59H153ZM233 60V59H232ZM10 61H14V62H12V64L10 63ZM81 61V62H82ZM93 61V60H92ZM108 61V59L106 60V62ZM132 61H136L137 63H134V62H132ZM159 61V60H158ZM212 61H213V59H212ZM219 61H222V60H219ZM236 61V60H235ZM255 61V63H256V59L254 60ZM55 62V61H54ZM59 62V61H58ZM57 62V63H58ZM70 62H72V61H70ZM73 62H75V61H73ZM79 61H77V63H78ZM93 62H96V64L98 63V61H93ZM92 62V63H93ZM102 62H104V61H102ZM109 62H110V60H109ZM108 62V63H109ZM142 62H144V61H142ZM155 62H157V61H155ZM170 62V61H169ZM173 62V61H172ZM211 62V61H210ZM217 62V61H216ZM223 62V61H222ZM7 63H10V65H13L12 66V68L11 67H9V65L7 64ZM76 63V64H77ZM82 63H84V62H82ZM81 63V64H82ZM86 63V62H85ZM85 63H84V65H85ZM100 63V62H99ZM98 63V64H99ZM107 63V66H105V68L107 67V69L109 68V69H113V68H111L112 67V64H111V66L109 67V65L110 64H108ZM114 63V62H113ZM124 63H126V64H124ZM159 63V62H158ZM161 63V62H160ZM159 63V64H160ZM179 63V62H178ZM205 63H207L206 61H205ZM218 63V62H217ZM220 63V62H219ZM236 63V62H235ZM241 63V62H240ZM7 64V65H6ZM66 64V63H65ZM79 64V63H78ZM77 64V65H78ZM94 64V63H93ZM98 64L97 65H95V67L97 68V66H98ZM104 64H105V62H104ZM134 64V65H133ZM100 65H102L103 66V63H100ZM99 65V66H100ZM106 65V64H105ZM114 65H118V63H115ZM122 65V64H121ZM121 65L119 66V67H121ZM135 65V66H136ZM139 65V64H138ZM140 65L141 66H138V67H140L141 69V71H139V73H141V74H143L144 75V78H145V81L146 80H148V78H149V75H152V73H150L149 74V72H150V69H152V68H148V66H150V65H148V63L145 65V66H147L146 68H145V66H143L144 64L142 63L141 64V62H140ZM175 65V64H174ZM201 65H203L202 63H201ZM208 65V64H207ZM221 65H222V63H221ZM233 65V64H232ZM67 66V65H66ZM73 66V65H72ZM74 66H76V65H74ZM88 67L89 66V69H90V65H87V63H86V65H85V67ZM98 66V70L99 69H102L101 67H99ZM116 66H114L115 68H116ZM125 66H122V67H125ZM142 66L144 67V69H142ZM194 66V65H193ZM206 66V65H205ZM215 66V65H214ZM222 66H224V65H222ZM39 67H44L45 69L44 70H46V71H43L42 70V72H44V73H41V71L38 69ZM61 66H59V68H60ZM62 67H63V65H62ZM77 67H80V66H77ZM84 67V66H83ZM94 67V68H95ZM118 67V66H117ZM130 67V66H129ZM166 67V66H165ZM178 67V66H177ZM181 67V66H180ZM208 67H210V66H208ZM207 67V68H208ZM215 67H218V66H215ZM234 67V66H233ZM248 67H249V65H248ZM253 67V66H252ZM136 68H137V66H136ZM155 68V67H154ZM168 68V67H167ZM173 68V67H172ZM204 69H206L207 70V68H205V67H203ZM219 68V67H218ZM218 68H215V69H218ZM222 67H220L219 69L223 72L224 70H222L221 69ZM41 69V68H40ZM61 69V68H60ZM66 69V68H65ZM76 69V68H75ZM82 69V68H81ZM81 69H78V70H81ZM87 69V68H86ZM92 69H93V67H92ZM120 69V68H119ZM126 69H127V71H128V67H126ZM218 69V70H219ZM53 70L55 71V73L53 72ZM63 70V69H62ZM77 70V71H78ZM97 70V69H96ZM113 70H115V69H113ZM120 70H123L122 68L120 69ZM134 72L135 71H137V70H134V69H132ZM149 72H148V71ZM153 70V69H152ZM151 70V72H153ZM196 70V69H195ZM218 70H216V72L218 71ZM219 70V71H220ZM76 71V70H75ZM82 71H83V69L81 70V72L79 71V73H82ZM90 71V70H89ZM102 71H104L103 69H102ZM105 71H106V69H105ZM107 71H109L110 72V70H107ZM131 71V70H130ZM164 71V70H163ZM238 71V70H237ZM251 70H249V72H250ZM58 72V71H57ZM59 72H61V71H59ZM63 72V71H62ZM114 72H116V71H114ZM121 72V71H120ZM159 71H157V73H158ZM206 72H208V71H206ZM215 72V71H214ZM239 72V71H238ZM252 72H256V71H251L250 73H252ZM65 73L64 74H62V75H65ZM72 74H74L73 72H71ZM89 73V72H88ZM90 73H91V71H90ZM99 73H100V71H99ZM108 73V72H107ZM116 73H118V72H116ZM122 73V72H121ZM128 74L129 75V71L128 72H125V73H123V74ZM154 73V72H153ZM156 73V70H155V73H154V75L158 78V74ZM161 73V72H160ZM233 73V72H232ZM250 73H248L250 76H252L251 78L254 80L255 78L257 79V75L255 74V78H253V75H251ZM71 74V75H72ZM85 74H87V72L85 73ZM93 74H96V73H93ZM102 75H104V77H106L105 79H107V84H108V82H109V86L111 87V85H110V83L113 85V88H110L111 89V91L109 90V93H108V90L106 89V88H104L103 89V87L102 86H104V84H106V83H104V84H102L101 85V82H98V81H96V80H94V79H96V78H94L93 79V77H95V76H93L92 77V74L90 75L91 77H89V76H87L88 77V79L89 78H91L92 80H94V82H97V83H99L100 85L98 86L97 85V87L96 88H94L95 86L93 85V84H95V83H93L92 84V82L90 83V84H92L91 85V87H93L92 89H90L89 88V93H87V94H90V90H93L92 92H91V94H90V96L88 95V98H87V95L85 96L86 98L85 99H87V101L86 102H84V103H87V104H85V107L83 106V103H82V106H83V108H84V110L86 111V109L88 108V112H91L92 110H90L89 111V109H91L90 107H92V106H94V107H96L95 109H94V107H93V109L94 110H96V109H98L99 108V110L101 109V112H102V110H104L103 112L105 113V117L107 116L108 118H110V120L111 121H113V123H114V125H113V127H112V131H113V133H112V131H111V129L109 130L108 128V126H107V128L106 129H108V131H110L111 132V134L113 135V134H116V133H118L119 131H121V129H123L124 127L126 128L127 126V128H129V125L131 124L130 123V121L133 119L131 116H129L130 118H132V119H128V118H124V115H123V117L122 118H124V119H127L128 120V122L126 123L125 122V124H123L124 125V127H122V125H121V122L123 121L124 122V120H122L121 121V117H120V114H119V107H121L120 105L121 104H119V102H121L122 101V103H124L126 106L128 105L129 107H131V110L132 111H134L132 108H135V107H137V110H135L137 113H138V115L140 116V114H139V109H140V107L138 108V106H140L142 103H148V100H144V98L146 97V96H144V95H147L148 93H147V89L144 91V92H146L144 95H143V91H141V89L143 88V90H144V84H146L148 81H146L144 84L141 82V81H144V78L142 79L140 76H138L137 75V77H135V78H138V77H140V80L141 81H138L137 79V81L135 80L134 82H133V79H132V77H130L131 79H127L125 76L126 75H123L124 77H119V78H117L119 75V73L117 74V75H115V73H114V75L115 76H117L116 78H115V76L112 78V77H110V75L108 74V75H106V73H101ZM100 74V75H101ZM136 74H138V71H137V73ZM208 74V73H207ZM210 74V73H209ZM214 74V73H213ZM217 73H215V75H216ZM221 76H223V74L220 72L219 73ZM82 75H84V71H83V74ZM98 75V74H97ZM112 75H113V72H112ZM135 75V74H134ZM154 75H153V77H152V79L151 80H153L154 79ZM160 75V74H159ZM225 75V74H224ZM240 75H242V74H240ZM58 76V77H57ZM78 76V75H77ZM80 76V75H79ZM99 76V75H98ZM129 76H131V75H129ZM162 76V75H161ZM160 76V77H161ZM209 76V75H208ZM217 76V75H216ZM219 76V75H218ZM217 76V78L219 79V77ZM250 76H249V79H250ZM66 78V80H64V78ZM74 77V76H73ZM75 77H76V75H75ZM84 77V76H83ZM100 77H102V76H100ZM99 77V78H100ZM143 77V76H142ZM163 77V76H162ZM176 77V76H175ZM241 77V76H240ZM243 77V76H242ZM82 78V77H81ZM103 78V77H102ZM129 78V77H128ZM151 78V77H150ZM216 77H215V79H217ZM221 78H223V77H221ZM233 78V77H232ZM244 78V77H243ZM76 79V78H75ZM87 79V80H88ZM91 79H89V81H92ZM101 79V78H100ZM104 79V78H103ZM161 80H163V78H160ZM235 79V78H234ZM15 83L13 86L11 85V82L12 81ZM99 80V79H98ZM184 80H185V78H184ZM232 80V79H231ZM76 81H78V80H76ZM86 81V80H85ZM101 81V80H100ZM183 81V80H182ZM222 81V80H221ZM235 81V80H234ZM248 81V80H247ZM72 82H73V80H72ZM79 82V81H78ZM77 82V83H78ZM103 82H104V80H103ZM155 81H153L152 83H154ZM159 83V81H158V79H157V81L155 82V84L156 83ZM162 82V81H161ZM163 82H164V80H163ZM235 82H237V79H236V81ZM250 82V81H249ZM254 82L256 83L257 82V80H254ZM80 83V82H79ZM86 83H87V81H86ZM120 83L121 84H123V86H121L120 85ZM151 83V82H150ZM190 83V82H189ZM195 83H196V81H195ZM231 83V82H230ZM255 83H253V85L252 86H255L256 84ZM149 84V83H148ZM154 84V85H155ZM160 84H162V83H160ZM165 83H163V85H164ZM222 84V83H221ZM240 84V83H239ZM48 85V86H49ZM84 85H86L87 86V84H85L84 83ZM83 85V86H84ZM120 85V87L118 88V86ZM153 84H149L148 86L149 87H151ZM157 85V84H156ZM162 85V86H163ZM167 85V84H166ZM165 85V86H166ZM184 85V84H183ZM219 85V84H218ZM259 85H260V83H259ZM47 86V87H48ZM71 86V85H70ZM82 86V87H83ZM85 86V87H86ZM146 86H147V84H146ZM147 86V87H148ZM159 86V85H158ZM222 86V85H221ZM46 87V88H47ZM67 87H69V88H67ZM79 87H81V83H80V86ZM101 87V88H100ZM107 87V86H106ZM156 87V86H155ZM154 87V88H155ZM49 88V87H48ZM73 88V87H72ZM116 88H118L119 90H116ZM161 88V87H160ZM235 88V87H234ZM261 88V87H260ZM263 88V87H262ZM261 88V89H262ZM75 89V88H74ZM86 90H88V88H85ZM102 89V90H101ZM152 89H153V87H152ZM152 89H149L148 88V90H152ZM159 89V87L157 88L156 87V91ZM161 89H164L165 91H167V89L168 88H161ZM170 89V88H169ZM181 89V88H180ZM188 89V88H187ZM201 89V88H200ZM231 89V88H230ZM251 89V88H250ZM71 90H73V89H70V91ZM103 90H106L107 91V93H104V92H102ZM155 90V89H154ZM76 91V90H75ZM80 91H82V90H80ZM155 91V92H156ZM160 90H158L157 92H159ZM178 91V90H177ZM258 91V90H257ZM257 91H256V93H257ZM51 92V93H52ZM87 92V91H86ZM155 92H153V93H155ZM162 93L161 94H163V93H165V92H163V91H161ZM50 93V92H49ZM58 93V94H57ZM71 93V92H70ZM74 93V92H73ZM84 93V92H83ZM170 93H171V91H170ZM43 94H47V93H43ZM42 94V95H43ZM106 94H108V95H106ZM156 94V93H155ZM161 94H158L159 95V98L161 97ZM237 94V93H236ZM50 95V94H49ZM49 95H48V98H49V100H52L50 97H49ZM51 95H53V94H51ZM50 95V96H51ZM70 96V94H69V92H68V94H66L65 96L68 98L69 96ZM157 95V94H156ZM158 95H157V97H158ZM186 95V94H185ZM232 95V94H231ZM256 95V94H255ZM149 96V95H148ZM147 96V97H148ZM164 97H166V96H168V94L167 95H163ZM174 96V95H173ZM178 96V95H177ZM234 96V95H233ZM258 96V95H257ZM45 98H46V96H44ZM52 97V96H51ZM156 97V98H157ZM169 97V96H168ZM218 97V96H217ZM236 97V96H235ZM72 98L74 99V97H73V95H72ZM78 98V97H77ZM80 98V97H79ZM151 98H152V96H151ZM162 98V97H161ZM189 98V97H188ZM220 98V97H219ZM69 99V98H68ZM72 99V100H73ZM148 99V98H147ZM164 99V98H163ZM254 99V98H253ZM48 100V99H47ZM53 100L54 101H56V102H54L53 104H55V103H57L58 101H60V98L58 99V100H55L54 99V96H53ZM52 100V101H53ZM72 100H70V101H72ZM76 100V99H75ZM75 100H73V101H75ZM77 100H79V99H77ZM152 100V99H151ZM150 100V101H151ZM256 100H257V98H256ZM43 101V100H42ZM51 101V102H52ZM84 101V100H83ZM157 101V100H156ZM169 101V100H168ZM175 101V100H174ZM258 101V100H257ZM257 101H256V103H257ZM8 102V103H7ZM50 102V101H49ZM50 102V105H52V103ZM61 102V101H60ZM67 103H69L68 102V100L66 101ZM152 102V101H151ZM180 102H181V100H180ZM190 102H191V100H190ZM190 102H189V104H190ZM38 103V102H37ZM41 103V102H40ZM63 103H64V101H63ZM71 103H73V102H71ZM70 103V104H71ZM75 103H76V101H75ZM78 103V105H81L80 104V102L78 101L77 102ZM192 103V102H191ZM5 104H8L9 106H7V107H5L6 105ZM43 104H44V102H43ZM119 104V105H118ZM140 104V105H139ZM154 104V103H153ZM170 104V103H169ZM168 104V105H169ZM230 104V103H229ZM241 104V103H240ZM258 104V103H257ZM13 105V106H12ZM47 105V104H46ZM49 105V104H48ZM61 105H62V102H61ZM86 105H88V107L86 106ZM138 105V106H137ZM145 105V104H144ZM176 105V104H175ZM200 105V104H199ZM203 105V104H202ZM11 106H12V108H11ZM53 106V105H52ZM52 106H50V107H52ZM57 106V105H56ZM68 105H66L65 107H67ZM71 106V105H70ZM74 107H75V104L73 105ZM125 106V107H126ZM143 106V105H142ZM146 106V105H145ZM152 106V105H151ZM159 106V105H158ZM185 106V105H184ZM190 106V105H189ZM191 106H193V105H191ZM227 106V105H226ZM225 106V107H226ZM247 106V105H246ZM259 106V105H258ZM257 106V107H258ZM1 108H2V106H0ZM36 107V106H35ZM58 107V108H57ZM57 107H55L56 108V110L58 109L59 110V107H60V104L58 103V106ZM74 107L72 108V106L71 107H68V109H69V113H71L72 114V116L70 115L69 117H67L66 115V117L64 116V112L66 111L67 112V110L65 109V111H64V107L62 108V107H60V108H62V111H60V112H62V113H64L62 116H60L61 114H58L57 112H53L55 115H56V117H57V115L59 116L58 118H56L57 120L55 121V122H53V120H55V118L52 120L51 119V117L52 116H50V118L49 117H46L47 118V122H46V124L47 125H49L50 124V127L51 126H53V130H51L52 132L53 131H55L54 133H62V132H59V131H61L62 129L64 130V129H68L67 131H66V133H69V136H70V138H68V137H66L67 136V134L65 133V136H64V138H60L59 137V135H56V137L58 136V138H60V140H62V139H65V138H67V139H65L66 140V142H67V144H69L68 143V141L67 140H69L70 139V142H71V144H69L68 146H67V148L70 146L71 148H72V146L71 145H73V143L72 142H74V146H73V148H75L76 150L78 149V147L81 149V150H83V153L85 154L86 153V155L84 156L83 155V153H81L82 151L80 150L79 151V149H78V151L76 152V150L74 149L73 150V152L72 153H78V152H80L81 153V155L82 156H84V158L86 157V160H85V162H84V164H86V161H88L87 160V154H88V158H89V161L88 162H90L89 163V165H90V167H88L89 169L91 168V170L92 169H94V171L95 170H98L99 168V171H100V173H98V176H100L101 175V172H104V175H106V179H109V181L107 180V181H105V182H107V184H108V182L110 183V182H112V180L114 181V179H116V181L119 183L120 181H121V178L122 177H125V176H122V171L119 169L118 170V168H119V166L122 168V164H126V162H127V159H126V157L128 156V158L129 157H131L132 156V154L130 155L129 153L128 154H126L127 153V151L125 150V149H123L124 151H125V154L127 155V156H125L124 155V151L121 149V150H119V152H120V157L119 158H115L114 160H113V158H112V161L110 162V163H116L117 165H115V166H118V163L120 164L119 166H118V168H114L113 166H111V164L108 166V167H111L110 169H108V170H106L108 167H104L103 165V161L105 162V158H106V148H108L109 149V147H110V143H108V145H109V147H108V145H107V142H110V140L109 141H107L106 140V142H104V143H106V144H103V142H102V140H100L99 141V137H100V139H102V135H104L105 134V139H107L106 138V136L108 135V132L107 133H104V134H100L102 131H100L99 130V128H102L101 126V124H102V120H101V122H98L97 121V119H96V122L94 121L93 122V120H91V118H90V120L88 121V119H87V122L89 123L90 121L92 122V123H89V127H88V129H87V131H84L83 133H81L82 134V136H84V138L82 139V137H81V135L80 134H78V132H80L81 130H80V128H86V126H88V125H86V117H87V115L85 116V117H83L84 119H82V117L80 118V117H75V116H77V115H75V114H77L78 112H80L81 111V109L80 108H82L81 106H80V108H79V106H78V108H79V110L80 111H78L77 113H75L74 115H73V113H72V111H70V108H71V110H73L74 109ZM87 107V108H86ZM98 107V108H97ZM234 107H236V106H234ZM53 108V107H52ZM123 108V107H122ZM120 109V110H123V109ZM144 108V107H143ZM148 108H149V104H148ZM151 108H153V107H151ZM155 108V107H154ZM161 108V107H160ZM197 108V107H196ZM227 108V107H226ZM75 109H76V107H75ZM156 109V108H155ZM168 109V108H167ZM33 110H34V112L35 113H33ZM57 110V111H58ZM61 110V109H60ZM78 110V109H77ZM83 110V109H82ZM84 110L82 111V113H85L84 112ZM97 111V113H99L100 114V111ZM154 110V109H153ZM160 110V109H159ZM183 110V109H182ZM188 110H189V108H188ZM192 110V109H191ZM257 110H258V108H257ZM6 111V110H5ZM5 111H4V113H5ZM28 111H29V113H28ZM38 111V113H39V111L40 110H37ZM50 111V110H49ZM73 111H75V110H73ZM124 111V110H123ZM142 111V110H141ZM149 111V110H148ZM150 111H151V109H150ZM149 111V112H150ZM199 111V110H198ZM232 111V110H231ZM30 112H32V113H30ZM59 112V111H58ZM59 112V113H60ZM122 112V111H121ZM143 112H146L145 111V109H144V111ZM157 112H159V111H157ZM169 112H171V111H169ZM195 112V111H194ZM193 112V113H194ZM203 112V111H202ZM82 113L80 112V114H81V116H82ZM95 111H94V115H95ZM130 112L128 111V114H129ZM151 113L153 114V112L151 111ZM249 113V112H248ZM50 114V113H49ZM67 115H68V113H66ZM79 114V113H78ZM90 114V113H89ZM91 114L93 115V113L91 112ZM90 114V115H91ZM98 114V115H99ZM122 114V113H121ZM125 114V113H124ZM147 115L146 113H143V115ZM171 114H172V112H171ZM187 114V113H186ZM200 114H201V112H200ZM205 114H207V113H205ZM254 115H255V113H253ZM5 115V114H4ZM5 115V116H6ZM9 115H10V117H9ZM37 115V114H36ZM35 115V116H36ZM84 115V114H83ZM89 115V116H90ZM93 115V116H94ZM132 115V114H131ZM133 115H134V113H133ZM132 115V116H133ZM149 115V114H148ZM167 115V114H166ZM79 116V115H78ZM102 116V117H101ZM122 116V115H121ZM136 116V115H135ZM142 116V115H141ZM152 116H154V115H152ZM151 115L149 116V118L150 117H152ZM172 116V115H171ZM174 116V115H173ZM202 116V115H201ZM41 118V114H39V115H37V117L36 118ZM92 117V116H91ZM148 117V116H147ZM161 117H163V115H161ZM168 117H170V116H166V117H164L163 119V121H167V119H168ZM200 117V116H199ZM259 117V116H258ZM8 118H5V119H8ZM39 118H38V122H39ZM45 117H43V119H46ZM50 120H52V122L54 123H50L48 120L49 119ZM94 118V117H93ZM97 118V117H96ZM100 118L101 119H103V113H101L100 114ZM156 118H158L159 119V117H156ZM240 118V117H239ZM257 117L255 116V119H256ZM31 120L30 122L31 123H29V120ZM59 119V120H58ZM63 119V120H62ZM95 119V118H94ZM99 119V118H98ZM135 119H136V117H135ZM138 119H141V118H138ZM145 119V118H144ZM152 119V118H151ZM153 119H155V116H154V118ZM150 120V119H147V121L148 120H150V121H146V123L148 124V123H150V125L148 126L147 125V127H144V129L145 130H142V134H144V136H143V138L141 137V141H139V142H141L139 145L140 146H138L139 148L144 144V143H148L147 145H150V147L153 149V151H155V150H158V154H159V151H160V148H159V146L157 145V147H156V136H155V134H153L154 132H153V130H154V123L156 124V126L158 127H161V129H162V131L161 132H163V130H165V128H168V127H165V122H161V121H158L157 119V123H163V125L161 124V125H157V123H156V121L154 122V120ZM166 119V120H165ZM186 119H189V118H186ZM194 119V118H193ZM203 119V118H202ZM209 119V118H208ZM160 120V119H159ZM170 119H168V121H169ZM173 120V119H172ZM230 120V119H229ZM229 120H227V121H229ZM254 120V119H253ZM2 121H4L3 119L0 121V124H1V122ZM45 121V120H44ZM43 121V122H44ZM63 122L64 121V123H63V125H61L60 123H58V122ZM141 121V120H140ZM167 121V122H168ZM232 121H233V119H232ZM254 121H256V120H254ZM257 121H259V120H257ZM40 122H41V119H40ZM103 122H105V119L103 120ZM107 122H109L108 120H107V118H106V124L105 125H108V123ZM119 122V123H118ZM200 122V121H199ZM238 122V121H237ZM242 122V121H241ZM250 122V121H249ZM5 123V122H4ZM10 123V122H9ZM9 123H5V127H4V124H3V122H2V124L0 125V165L2 164L3 165V168H5V169H7L6 170V172L5 171H0V198L2 197L1 195L3 194V195H6V196H9L11 199H12V201H13V203H15V205H16V207H17V209L16 208H14V210H12V212H14V214H18L19 215V217L21 218V222H22V224H24V226H25V228H24V231H26V229L27 230H29V232H31V234H32V237L35 235V236H37V238H38V241H35V238H33L34 239V241H33V244L31 243L30 245H34V244H36V245H34V248L33 249H27V252L26 251H24V252H22V254H23V258H25V260L26 259H28V261H30L31 262V257H33L34 258V256L36 257V254H39L40 256H39V259H40V261H41V263H42V253L44 254V257H43V261L46 263V264H133L134 263V260H133V252H123V251H121V250H119V246H122V244L121 243H125V242H127V241H129V245L130 244H132V243H135L136 241L135 240H133L134 242H132L130 239H131V236L133 235L134 236V234H132L131 235V233L129 232L130 230H128V232L130 233V237H129V235L127 234V229H126V227H125V229H124V227H122V225H121V223L119 222V221H117L116 220V215L114 216V214H113V212H112V208L110 207V209L107 211L106 210V212L105 211H101L102 212V214H100L102 217V219H101V222H102V225H103V230L105 231V234H103L104 236H103V241L102 242H100L101 240V237H97V235H100L101 236V229H102V225H101V229L99 230L98 228H97V225L99 224V222L98 221H100L99 219L100 218H98V221H96L97 223V225H92L91 224V221H90V226L88 225V224H86L87 225V227H86V225H85V227H86V229H87V231H86V233L89 235V234H96L95 235V237H94V235H92L93 236V238L95 239V238H97V239H99L98 241H99V245L98 244H96V245H98L99 246V248L98 247H96V248H98V249H96L95 247H93V246H95V242H96V240L93 242L94 243V245L93 246H91L90 245V243L91 242H88L89 240L87 239V240H85V239H82V238H80V236L79 235H77L76 233V238H75V235H72V234H70L71 236H74L73 237V240L75 241H77L78 240V238H80V244L82 243V245H83V247L82 248H79L78 246H77V244H76V246L77 247H74L75 246V244L73 245V241H72V237H71V243L69 242L70 241V238L67 240V242H66V245H63V242H62V246L60 247L58 244L59 243H61L60 241H57L56 240V236L58 235L59 236V234L61 233V232H59V231H57V232H59V233H57V235H53L54 233H56V231L53 229V232L54 233H51L52 234V236H51V234H50V236L49 235H47V234H49V232L47 231V229H46V227L44 228V233H45V229H46V231L48 232L46 235L48 236V237H46V236H44V239L43 238H41V237H43L42 235L40 236V233H41V228H43V227H41V226H43L42 224H39V223H37V221H38V219H36L37 217H36V215H39L40 214V216H39V219H40V217L42 218V217H45V216H47L48 214L49 215H51L50 213H51V210L54 212L53 213V218L54 217H56L55 216V212L57 211V208H56V211L55 210H53L54 209V206H52L51 204L53 203L51 200H46V201H51V202H49L50 203V205H51V207H53V209L51 208V210L49 209L50 207H47L46 205L44 206L43 204H42V200L40 201V200H38V198H39V192L40 191H42L43 193H44V190L42 189V183H38V187L39 186H41V189L42 190H38L39 192H38V194L37 193H35L36 191H35V189H34V191H33V189L31 190L30 189V191H33V192H30V194H26V196H28V198L25 200H20V198L19 197H21V196H24L25 195V193L23 194V191L21 190V194L18 192V194H19V196H17L16 194V192L19 190L18 188L16 189V188H14V186H16V184H20L22 181L24 182V183H26L25 185L27 186L28 184H30V187H34L36 184L33 182L34 180L33 179H31L30 177H31V175L30 176H27V175H29L30 173H29V171H30V167L32 166V163L33 162H31V166H27L29 169H28V171H27V174H26V176H24L23 174H22V168L23 167H21V171H20V169L18 170V167H16V165L14 166V168L15 169H13L12 168V166H11V163L9 162L8 163V161L10 160L11 162H12V160L14 159L15 160V157H19L20 156V154H22L21 153V150L22 149H24V151L25 150H27L25 153H27L28 152V150H29V157L31 158V161H32V159H34V158H32L31 157V153H30V150H31V152H33L34 153V156L33 157H35L36 159H37V161L38 160H40V162L42 161V162H45V161H43V160H41V159H45V158H48V156L47 155H50V153H48V152H42L43 150H41L42 148L40 147L41 145H39V144H41V143H38L37 145L35 144V146H34V144H32L33 142H34V139H33V142H31V143H29V145H30V147L28 146V144H27V147H26V143H23L24 145H25V148H24V145L22 146V145H19L20 143L18 142V141H16V140H14L15 139V137L16 138H18V136H15V137H13L14 136V134L16 133V135L18 134L16 131H14V134H13V132H12V135L10 134V132H9V128H10V130H11V125L9 124ZM49 123V124H48ZM109 123H111V124H113L112 122H109ZM130 123V124H129ZM135 123H137L136 121L134 122V124ZM184 123H185V121H184ZM6 124H8L7 126H9L10 125V127L8 128V129H6ZM33 124V125H32ZM41 124H43L42 122H41ZM46 124H45V126H46ZM65 124V125H64ZM81 124H82V126H81ZM104 124V123H103ZM127 124V125H126ZM132 124H133V122H132ZM138 124H140V123H138ZM165 124V125H164ZM188 124V123H187ZM196 124V123H195ZM235 124V123H234ZM252 124H253V122H252ZM254 124H255V128H256V126H257V129H258V131H257V129H256V132H259L260 134L261 133H263V135H264V126H263V128H261L262 127V125H261V127H260V123H255L254 122ZM259 124V125H258ZM17 125H18V127H17ZM110 125V124H109ZM126 125V126H125ZM211 125V124H210ZM242 125V124H241ZM244 125V124H243ZM42 126V125H41ZM132 125H130V127H131ZM139 126V125H138ZM167 126V125H166ZM197 126H198V123H197ZM244 126H246V125H244ZM12 127V128H13ZM27 127H28V130H27ZM30 127V128H29ZM137 127V126H136ZM141 127V126H140ZM154 127V128H153ZM179 127H180V125H179ZM201 127H203V126H201ZM254 127V126H253ZM42 128V127H41ZM41 128H39V129H41ZM104 128V127H103ZM111 128V127H110ZM131 128H133V127H131ZM135 128V127H134ZM133 128V129H134ZM228 128V127H227ZM247 128V127H246ZM245 128V129H246ZM252 128V127H251ZM15 129V128H14ZM13 129V130H14ZM15 129V130H16ZM36 129H37V126H36ZM55 129V130H54ZM94 129V131L98 134V135H96V133H94V131H93V133L95 134V135H93V133L91 134L90 133V130H93ZM132 129V131H133V133L135 134V132L136 133H138V130H137V128H136V131H134ZM198 129V128H197ZM241 129V128H240ZM8 131V133L14 138V139H10V137L8 136V133L6 134V132ZM43 130V129H42ZM84 130H86V129H84ZM102 130V129H101ZM104 131H105V129H103ZM129 129H124V131H126V133L127 132H129L128 131ZM131 130V129H130ZM157 130V129H156ZM160 129L158 128V131H159ZM200 130V129H199ZM203 130V129H202ZM25 131V132H26ZM40 131V130H39ZM89 131V132H88ZM107 131V130H106ZM105 131V132H106ZM124 131H123V134H124ZM132 131H130V132H132ZM158 131H157V133H158ZM166 131V130H165ZM190 131V130H189ZM201 131V130H200ZM243 131V130H242ZM253 131V130H252ZM31 132H30V134H31ZM43 132V131H42ZM49 132V131H48ZM47 132V133H48ZM99 132V133H98ZM167 132V131H166ZM169 132V131H168ZM208 132V131H207ZM254 132H255V130H254ZM24 133V132H23ZM53 133V134H54ZM189 133V132H188ZM204 133V132H203ZM248 133V132H247ZM37 134V133H36ZM63 134V133H62ZM121 134V133H120ZM134 134H130V136H135ZM141 134V135H142ZM168 134V133H167ZM167 134H166V136H167ZM183 134V133H182ZM186 134V133H185ZM199 134H200V132H199ZM227 134V133H226ZM229 134H231V132H229ZM26 135V134H25ZM42 135V134H41ZM40 135V136H41ZM45 135V134H44ZM48 135H51L50 134V132H49V134ZM54 135V136H55ZM80 135V136H79ZM93 135V136H92ZM100 135V136H99ZM120 136L119 134H116V135H114L115 136V138H118V139H120V142H121V144L123 145H125V143H122V141H121V137H118V136ZM124 135H126V134H124ZM127 135H128V133H127ZM138 135H140V134H137V136ZM156 135H158V134H156ZM160 135V134H159ZM169 135H170V133H169ZM198 135V134H197ZM263 135L261 136V138L263 137ZM9 137V138H7V137ZM52 136V135H51ZM61 137H62V135H60ZM81 137V139L80 138H77V137ZM94 136H96L95 138H94ZM102 136V137H101ZM108 136H110V134L108 135ZM107 136V137H108ZM121 136H123V135H121ZM189 136V135H188ZM24 137V136H23ZM44 138H42L43 140H41V141H43L44 142V140H46L45 139V137L46 136H43ZM53 137V136H52ZM72 137H74L73 138V140H72ZM76 137V138H75ZM125 136H123V138H124ZM126 137H128V136H126ZM125 137V138H126ZM132 137L131 138H129V139H132ZM139 137V136H138ZM168 137V136H167ZM202 137H205V136H202ZM229 137V136H228ZM233 137V136H232ZM260 137V136H259ZM26 138V137H25ZM34 138V137H33ZM35 138H37V136L35 137ZM48 139H49V137H47ZM122 138V139H123ZM124 138V140H127L128 138H126L125 139ZM170 138V137H169ZM197 138V137H196ZM234 138V137H233ZM30 138H28V140H29ZM55 139V138H54ZM95 139H98V143L97 142H95V144H97V145H99V142H100V147L99 146H97V145H94L93 146V144H94V140ZM111 139H113L112 138V136H111ZM117 139V141L116 140H113V141H116L115 142V144H119V143H117V142H119V140ZM139 140H140V138H138ZM193 139H194V137H193ZM202 139V138H201ZM210 139H212V138H210ZM263 139V141H264V138H262ZM16 141V142H18L17 144H16V142H14V141ZM22 140H24V139H22ZM28 140H24V141H27V143L28 142H30V140L28 141ZM39 139H37L36 141L37 142H39L38 141ZM59 140V139H58ZM58 141V143L60 142V143H63V142H61V141ZM64 140V141H65ZM123 140V141H124ZM137 139H136V137H135V141H136ZM157 140L159 141V138L157 137ZM164 140V139H163ZM183 140V139H182ZM186 140H187V138H186ZM228 140V139H227ZM232 140V139H231ZM21 141V140H20ZM31 141H32V138H31ZM48 142L50 141V140H47ZM47 141H45V142H47ZM52 141H53V139H52ZM55 141V140H54ZM53 141V142H54ZM142 141H143V143H142ZM165 141H167V139L165 140ZM172 141V140H171ZM233 141V140H232ZM241 141V140H240ZM44 142V144L46 145V143ZM51 142V141H50ZM49 142V143H50ZM53 142H52V144H53ZM65 142V143H66ZM128 142H132L131 140L129 141L128 140ZM138 142V143H139ZM174 142V141H173ZM180 142H181V140H180ZM196 142V141H195ZM197 142H198V140H197ZM237 142V141H236ZM35 143V142H34ZM48 143V144H49ZM134 143V142H133ZM136 143H137V141H136ZM159 143V142H158ZM184 143V142H183ZM262 143V142H261ZM43 144V147L45 146ZM51 144V143H50ZM51 144V146H53V147H55L54 145H52ZM66 144V145H67ZM102 144V145H101ZM131 144V143H130ZM130 144H128L127 143V145L126 146H129ZM135 144V143H134ZM133 144V145H134ZM264 144V143H263ZM18 145V146H17ZM59 145V144H58ZM66 145H64V146H66ZM122 145H120L119 144V146H122ZM132 145V144H131ZM131 145H130V147H131ZM138 145V144H137ZM136 145V146H137ZM173 145V144H172ZM171 145V146H172ZM184 145V144H183ZM211 145V144H210ZM237 145V144H236ZM252 145H254V144H252ZM22 146V147H21ZM76 146H77V148H76ZM107 146V147H106ZM111 146H112V143H111ZM170 146V147H171ZM20 147V148H19ZM38 147H39V149H38ZM53 147H51V151L53 152L54 150H52L53 149ZM93 147V148H92ZM97 148L96 150H95V148ZM118 147V146H117ZM147 147V146H146ZM149 147V146H148ZM194 147V146H193ZM45 148V147H44ZM43 148V149H44ZM49 149H50V145H49V147H48ZM57 148H59V147H57ZM66 148V149H67ZM72 148V149H73ZM111 148V147H110ZM114 148V147H113ZM115 148H116V145H115ZM132 148V147H131ZM135 148V147H134ZM142 148H144V147H142ZM147 149V150H152V149ZM158 148V149H157ZM178 148V147H177ZM182 148V147H181ZM48 149V150H49ZM66 149H59V150H63V151H59V152H61V154L64 156V152H67V150ZM107 149V150H108ZM172 149H173V147H172ZM185 149V148H184ZM184 149H183V151H184ZM188 149V148H187ZM194 149V148H193ZM45 150H47V147H46V149ZM44 150V151H45ZM66 150V151H65ZM140 150V149H139ZM138 150V151H139ZM144 150V149H143ZM195 150V149H194ZM24 151H23V154H24V158H26V154L24 153ZM42 153H41V152ZM109 151H111L112 152V150L110 149ZM122 151V152H121ZM152 151V152H153ZM172 151H174V150H172ZM176 151V150H175ZM188 151H189V149H188ZM55 155H54V152H53V155L54 156H56L57 154V158L56 157H54L53 158V155L51 156L54 160H59L60 158H62V159H60V160H63V156L61 157L60 155L61 154H59V153H57V151H56V147H55ZM89 152V153H88ZM117 152H118V150H117ZM135 152V151H134ZM143 152H146V150H144ZM142 152V153H143ZM148 152V151H147ZM147 152L146 153H140L139 152V154H140V159H141V156H145L146 154H147ZM151 152V151H150ZM47 156H45L44 154ZM68 153H69V151H68ZM68 153H65V154H68ZM79 153V154H80ZM113 154H115L114 152H112ZM111 153V154H112ZM131 153V152H130ZM136 153V152H135ZM134 153V154H135ZM149 153V152H148ZM181 153V152H180ZM198 153V152H197ZM197 153H196V156H197ZM99 154H102L103 156H104V159H101V157L102 156H100V160L102 161H96V159L97 160H99ZM112 154V155H113ZM119 154V153H118ZM133 154V155H134ZM137 154V153H136ZM150 154H152V153H150ZM154 154V153H153ZM152 154V156H154ZM158 154L156 155L155 154V156H158ZM164 154V153H163ZM184 154H186V152L184 153ZM205 154V153H204ZM204 154H202V155H204ZM207 154V153H206ZM13 155V157H12V159L11 158H9L10 156H12ZM33 155V154H32ZM69 155V154H68ZM72 155V154H71ZM76 156H77V154H75ZM80 155V156H81ZM130 155V156H129ZM162 155V154H161ZM210 155V154H209ZM22 157H23V155H21ZM20 156V157H21ZM44 156V157H43ZM58 156L60 157L59 159H58ZM70 156V155H69ZM75 156V157H76ZM95 156V158L96 159H93V157ZM98 156V157H97ZM107 156H110V155H107ZM119 156V155H118ZM135 156V155H134ZM134 156H132V158L134 157ZM138 156V154L136 155V157ZM160 156V155H159ZM19 157V158H20ZM21 157V158H22ZM27 157H28V155H27ZM29 157H28V159H29ZM65 157H66V159H65ZM64 157V162H68V157H67V155ZM79 157V156H78ZM78 157H76L77 158V162H75L76 161V159H73L74 158V156L72 157V159L73 160H75L74 162L76 163V164H74L75 166L76 165H79V164H81V162H82V160L80 159V162L78 161ZM136 157L135 158H131L132 160H134L135 159V161H136ZM183 157V156H182ZM206 157V156H205ZM209 156H208V154H207V159H209L208 158ZM211 157V156H210ZM255 157V156H254ZM18 158V159H19ZM40 158V159H39ZM83 158V159H84ZM109 158V157H108ZM107 158V160H109ZM146 158V157H145ZM147 158H148V156H147ZM155 158V157H154ZM158 158V157H157ZM214 158V157H213ZM216 158V157H215ZM251 158V157H250ZM17 159V160H18ZM49 159V158H48ZM53 159H51V160H49V161H52ZM70 159V158H69ZM92 161H91V160ZM151 159V158H150ZM160 159V158H159ZM169 159V158H168ZM188 159V158H187ZM191 159V158H190ZM205 159V158H204ZM226 159V158H225ZM8 160V161H7ZM25 160V159H24ZM46 160V162H47V159H45ZM59 160V161H60ZM66 160V161H65ZM106 160V161H107ZM132 160H130V161H132ZM142 160V159H141ZM140 160V161H141ZM149 160V159H148ZM156 160V161H155ZM155 160H153V162L155 161V162H159V160H157L156 158H155ZM199 160V159H198ZM28 161H30V159L28 160ZM143 161V160H142ZM151 161V160H150ZM163 161V160H162ZM162 161L160 160V162L162 163ZM183 161H184V159H183ZM188 161V160H187ZM191 161V160H190ZM226 161V160H225ZM228 161V160H227ZM16 162V161H15ZM20 162V161H19ZM19 162L17 161V163L19 164ZM41 162V163H42ZM45 162V163H46ZM63 162V161H62ZM63 162V163H64ZM73 162V163H74ZM78 162H79V164H78ZM87 162V163H88ZM154 162V163H155ZM173 162V161H172ZM179 162V161H178ZM192 162V161H191ZM209 162V161H208ZM217 162V161H216ZM30 163V162H29ZM38 163H39V161H38ZM37 163V165H40V164H38ZM44 163V165L46 166V164ZM47 163H49V162H47ZM59 163V162H58ZM62 163V164H63ZM71 159H70V164L69 163H66L67 165H70V167H71ZM98 163V164H97ZM102 163V164H101ZM105 163H107V162H105ZM122 163V164H121ZM128 163L129 162H127V164H126V166L128 165ZM132 163H133V165H132ZM131 163V165L134 167V162H132ZM153 163V164H154ZM198 162L196 161L195 162V166H193V163H192V166L194 167H192L193 169H191L193 172L192 173H194V171H197L198 172V174L199 175H201V173H202V175L200 176V178L203 176V177H207V179L208 180H211V178L209 179V177H210V175H209V170H210V168H207L206 169V167L205 166H207V165H205L204 167H201V166H203V165H199V164H197ZM213 162H211V164H212ZM22 164V163H21ZM34 164H35V162H34ZM51 164H52V166H51ZM49 166H47V168L49 167V168H51V167H54L53 166V164L54 163H51ZM60 164V163H59ZM62 164H61V166H62ZM65 164V165H66ZM84 164H81L80 166L81 167H79V168H81V169H79V170H77V166L75 167V169L76 170H73V173L75 172V181H74V179H72L73 178V176H72V178H71V180H73L74 182H75V187H74V189H78V188H80V190H82V191H80V194L81 193H83L82 195H84V194H86V192L89 190V189H87L88 187H85L84 186V184L82 185L81 183H80V181H79V179H78V181H79V184L77 183L78 181H77V178L79 177V176H81V175H79V174H84L85 173V170H84V173L82 172L83 170H82V168H86V169H88L87 167H83V166H85ZM158 164V163H157ZM171 164V163H170ZM185 164V163H184ZM204 164V163H203ZM227 164V163H226ZM13 165V164H12ZM20 165V164H19ZM42 165V164H41ZM41 165H40V167H41ZM73 165V164H72ZM73 165V166H74ZM129 165H130V163H129ZM131 165H130V167H131ZM162 165V164H161ZM161 165L159 166V168L158 169H160V167H161ZM173 165V164H172ZM178 165H179V163H178ZM186 165V164H185ZM190 165V164H189ZM10 166V167H9ZM18 166V165H17ZM35 166H36V164H35ZM34 166V167H35ZM45 166H43L44 167V169H45ZM60 166V165H59ZM72 166V167H73ZM126 166H125V168H126ZM135 166H136V163H135ZM158 166V165H157ZM156 166V167H157ZM211 165H209V167H210ZM219 166V165H218ZM37 167V166H36ZM36 167H35V169H36ZM43 167L41 168V169H43ZM137 167L138 166H136L135 167V170H132L131 168V170H129V166H128V170L126 171V169H123V170H125L124 171V174H126V177L125 178H123L122 180H124L125 181V183L127 182V181H129V180H126V178H128V176L127 175H129V177H132V176H135L134 178H136L137 179V181H136V179H135V183H133V181L131 180L130 182H127V183H130L131 185H130V187L132 186L133 188L131 189V188H129L128 186H124L125 188H122L121 186H123V185H121V183H123L122 181H121V183H119V185H121V186H119L118 188L120 189V188H122V191H121V193H119V195H120V197L121 198H119L120 200L121 199H123V201L125 200L124 198H122L123 196L124 197H126V199H127V194L130 192L131 193V195L130 196H132V192L133 193H135L136 194V196L138 195V197H136V198H140V203L142 204V211H141V213L143 212V210L145 209V211H144V216L145 217H147V216H149V218L150 217H152V214L155 216V212L158 210V208H160L161 210H162V208L161 207H159L158 206V202H156L155 200H156V198H157V196H158V193L160 194V191L159 192H157L158 191V187L157 188H155L154 186L151 188V189H149V190H147L145 187H144V183H142V175H141V168L139 169L140 170V175H141V178H140V176H138V171H136V169H137ZM151 167V166H150ZM162 167H163V165H162ZM208 167V166H207ZM264 167V166H263ZM0 168H1V166H0ZM24 168H25V166H24ZM32 168V167H31ZM48 168V169H49ZM167 168V167H166ZM189 168V167H188ZM201 168V169H200ZM202 168H205V169H203L202 170ZM217 168V167H216ZM223 168V167H222ZM226 168V167H225ZM224 168V169H225ZM4 169V170H5ZM26 169V168H25ZM33 169V168H32ZM52 169V168H51ZM51 169H49L48 170V172L51 170ZM62 169V168H61ZM60 169V171L59 172H61L62 170ZM65 168H63V170H64ZM88 169V170H89ZM198 169H200L199 171H198ZM212 169V168H211ZM215 169V168H214ZM24 170V169H23ZM34 170V169H33ZM138 170V169H137ZM145 170H146V168H145ZM149 170V169H148ZM151 170L152 169H150L149 171L151 172ZM165 170V169H164ZM205 170V171H204ZM208 170V171H207ZM20 171V172H19ZM45 171H46V169H45ZM52 171V170H51ZM71 171V170H70ZM119 171H121L120 173H119ZM157 171H159V170H157ZM169 171V170H168ZM226 172H227V169L225 170ZM5 172V173H4ZM23 172H25L26 173V170L25 171H23ZM31 172H32V170H31ZM58 172V171H57ZM59 172L57 173V174H59ZM63 172V171H62ZM89 173H91L90 171H88ZM88 172H86V174H88ZM92 172H93V170H92ZM97 172V171H96ZM95 172V173H96ZM131 172V173H130ZM147 172V171H146ZM145 172V173H146ZM150 172H149V174L147 173V174H144L145 176L144 177H147L148 178V180H151V175H150ZM154 172V171H153ZM153 172H152V176H153ZM156 172V171H155ZM179 172V171H178ZM200 172V173H199ZM211 172V171H210ZM216 172V171H215ZM238 172V171H237ZM249 172V171H248ZM4 174V175H1V174ZM24 173V174H25ZM29 173V174H28ZM64 173H65V171H64ZM94 173V172H93ZM119 173V174H118ZM162 173H165V172H162ZM182 173V176H183V172H181ZM190 173V172H189ZM213 173V172H212ZM32 174V173H31ZM54 175V172L52 173L51 172V175ZM62 174V173H61ZM70 174V173H69ZM85 174V175H86ZM97 174V173H96ZM130 174L132 175V176H130ZM158 174V173H157ZM178 174V173H177ZM198 174H196V172H195V178H196V180H198L197 179V175ZM235 174V173H234ZM246 174H247V172H246ZM43 175V174H42ZM46 175H48L47 173H46ZM60 175V174H59ZM68 175V174H67ZM88 175H90L91 176V174H88ZM103 175V174H102ZM103 175V176H104ZM172 175V174H171ZM193 175V174H192ZM216 175H218L217 173H216ZM215 175V176H216ZM220 175V174H219ZM242 175V174H241ZM34 177H35V179H36V176H35V174L33 175ZM32 176V177H33ZM57 176V175H56ZM63 176V175H62ZM82 176H84V175H82ZM89 176V177H90ZM95 175L93 174V177H94ZM214 176V177H215ZM33 177V178H34ZM92 177V176H91ZM90 177V179H88L87 178V180L86 181H88V180H91L92 178ZM139 177V178H138ZM155 177V176H154ZM176 179H177V177L178 176H174ZM213 177V176H212ZM217 177V176H216ZM219 177V176H218ZM229 177V176H228ZM232 177V176H231ZM248 177V176H247ZM39 178H40V176H39ZM47 178V177H46ZM57 178H58V176H57ZM60 178V177H59ZM62 178V177H61ZM60 178V179H61ZM79 178H81V177H79ZM95 178H97V176L95 177ZM92 179V180H99L101 177H99V179L97 178V179ZM153 178V177H152ZM170 178V177H169ZM169 178H168V180H169ZM174 178V181L176 180ZM219 178H221V177H219ZM233 178H235V177H233ZM50 179V178H49ZM60 179H58L59 181H60ZM63 179V181H64V178H62ZM84 181H85V178H82ZM81 179V180H82ZM103 179H104V177H103ZM105 179V180H106ZM132 179V178H131ZM154 179V178H153ZM202 179V178H201ZM216 179V181L218 180L217 178H215ZM33 180V181H32ZM41 180V179H40ZM48 180V179H47ZM47 180H46V182H45V184L47 183ZM56 180V179H55ZM71 180H70V182H71ZM178 180V179H177ZM191 180V179H190ZM204 180H206V179H204ZM203 180V182L206 184L207 183V181L205 182ZM213 180V179H212ZM219 180H222V178L221 179H219ZM226 180V179H225ZM227 180H228V178H227ZM226 180V181H227ZM230 180H232V179H230ZM30 181H32L33 183L31 184V182ZM36 181V180H35ZM37 181H39V180H37ZM42 181H43V178H42ZM41 181V182H42ZM45 181V180H44ZM54 181V180H53ZM103 181V183H104V180H101L100 182H102ZM143 181H144V179H143ZM180 181V180H179ZM226 181H223V182H226ZM235 181V180H234ZM244 181V180H243ZM19 182V183H18ZM23 182H22V184H23ZM50 182V181H49ZM60 182H62V180L60 181ZM69 181H68V183H70ZM116 182V183H117ZM146 182V184H147V181H145ZM176 182V181H175ZM221 182V181H220ZM28 183V184H27ZM52 183V182H51ZM51 183H47L46 185H48V184H51ZM54 183V182H53ZM64 183V182H63ZM67 183V182H66ZM66 183H64V186L66 185ZM68 183H67V185H68ZM72 183V182H71ZM85 183V182H84ZM87 184L89 183H91V182H86ZM94 183H95V181H94ZM116 183H114V184H116ZM117 183V184H118ZM127 183L126 184H124V185H127ZM133 183V184H132ZM148 183H149V181H148ZM180 183V182H179ZM183 183V182H182ZM185 183V182H184ZM194 183V182H193ZM202 183V182H201ZM210 183V182H209ZM228 185H227V183L225 184V185H227V187L224 189V185H220L219 184V186L221 187L222 186V189L223 190H225L224 192H225V194H226V196H227V200H226V202L225 203H227V204H229L230 203V201L231 202H233V203H238L239 201H238V198H239V196L237 195V189H234L233 187L235 186L234 185V183L232 182V187H231V184H230V182L228 181ZM44 184V183H43ZM56 184V183H55ZM54 184V185H55ZM58 184H61V183H58ZM57 184V185H58ZM76 184H78L77 186H76ZM92 185H93V183H91ZM91 184H90V187H92L91 186ZM98 184H99V181H98ZM102 184V183H101ZM105 184V183H104ZM112 185H114L113 183H111ZM171 184V183H170ZM181 184V183H180ZM196 184V183H195ZM210 184H213L214 185V183L213 182H211ZM236 184V183H235ZM9 185H12V187H9ZM52 185V184H51ZM66 185V187H64V188H68V187H70V186H67ZM73 185H74V183H73ZM81 185H82V187H81ZM96 185H97V182H96ZM100 185V184H99ZM110 184H108L106 187L104 186L103 187V189H105L106 188V191H105V193H108V194H111L112 192L114 193V191H112V188H114V187H112L111 188V186H109ZM149 185V184H148ZM151 185H153L152 183H151ZM157 185V184H156ZM202 185H203V183H202ZM207 185V184H206ZM212 185V186H213ZM237 185V184H236ZM239 185V184H238ZM18 186H20V187H22V185H18ZM24 186V185H23ZM62 186L63 185H60V188L59 187H57V189L59 188V189H61L62 188ZM117 186V185H116ZM115 186V187H116ZM168 186H169V184H168ZM171 186V185H170ZM184 186V185H183ZM182 186V187H183ZM209 186V185H208ZM218 186V185H217ZM38 187H36V188H38ZM45 187H47V186H45ZM48 187H49V185H48ZM50 187H52V186H50ZM48 188V189H50L51 190V188ZM77 187V188H76ZM96 187H99V186H96ZM100 187H101V185H100ZM172 187V186H171ZM210 187H211V185H210ZM213 187H215V186H213ZM23 188H25V187H22V188H20V189H23ZM27 188H29V185H28V187H26V189ZM53 188H54V186H53ZM53 188H52V190H51V192L52 191H54L55 192V190H53ZM55 188H56V185H55ZM54 188V189H55ZM70 188H72L73 189V186H71ZM86 188V189H85ZM117 188V187H116ZM126 188H127V190H126ZM170 188V187H169ZM188 188H190V187H188ZM208 188V187H207ZM218 188V187H217ZM216 188V189H217ZM236 188H237V186H236ZM247 188V187H246ZM17 191H16V190ZM25 189V191H26V193H27V190ZM63 189V188H62ZM61 189V190H62ZM65 189V190H66ZM69 189V188H68ZM68 189H67V191H68ZM94 189H97L98 190V188H95V186L93 187V190ZM101 189V188H100ZM102 189V190H103ZM125 189V190H124ZM128 189H130V191L128 192ZM191 189V188H190ZM204 189V188H203ZM240 189V188H239ZM24 190V189H23ZM37 190V189H36ZM47 190V189H46ZM50 190L48 191H46L47 193H48V195H50L51 196V192H50ZM63 191V192H65V193H68V196L70 195V189H69V191L68 192H66V191ZM101 190V191H102ZM157 190V191H156ZM171 190V189H170ZM220 190V189H219ZM24 191V192H25ZM78 191H79V189H78ZM90 191L91 192H93L92 191V188L90 189ZM95 191V190H94ZM109 191H112V192H109ZM117 191V190H116ZM115 191V192H116ZM166 191V190H165ZM189 191V190H188ZM200 191V190H199ZM208 191V190H207ZM221 191V190H220ZM240 191V190H239ZM29 192V191H28ZM57 192V191H56ZM63 192H60V193H62L63 194ZM75 192V191H74ZM76 192H77V190H76ZM75 192V193H76ZM98 192V191H97ZM97 192H95V193H97ZM172 192V191H171ZM209 192V191H208ZM216 192V191H215ZM60 193H59V199H61V201H63L67 196L66 195H63V196H65V197H63V196H61L60 195ZM71 193H72V190H71ZM88 193H89V191H88ZM87 193V194H88ZM94 193V196L96 195ZM99 193H101L100 191H99ZM112 193V194H113ZM164 193V192H163ZM166 193V192H165ZM199 193V192H198ZM222 193V192H221ZM241 193V192H240ZM248 193V192H247ZM41 194V193H40ZM85 195V197H86V200H87V197H88V195ZM195 194V193H194ZM207 194H209V193H207ZM210 194H212V192L210 193ZM239 194V193H238ZM18 197H16V196ZM21 195V196H20ZM74 195V194H73ZM90 195H93V194H90ZM89 195V196H90ZM100 195V194H99ZM105 195V194H104ZM103 194L101 195V198L100 199H102V202H103V198H102V196H104ZM114 195H117V194H114ZM166 195V194H165ZM193 195V194H192ZM198 195L199 194H197L196 193V196L198 197ZM202 195V194H201ZM222 195V194H221ZM224 195V194H223ZM240 195V194H239ZM253 195V194H252ZM259 195V194H258ZM44 196H45V193H44ZM53 196V195H52ZM77 196V197H76ZM76 196L74 195V197H76V200H78L79 199V201H81L82 202V200L79 198L80 196H79V192H77V194H76ZM79 196V197H78ZM107 196V195H106ZM110 196V195H109ZM113 196V195H112ZM129 196V197H130ZM140 196V197H139ZM241 196V195H240ZM254 196V195H253ZM61 197H63V200H62V198ZM73 197V196H72ZM83 197V196H82ZM84 197V198H85ZM93 197V196H92ZM114 197H116V196H114ZM118 197V196H117ZM134 197V196H133ZM166 197V196H165ZM196 197V198H197ZM206 197V196H205ZM242 197V196H241ZM247 197V196H246ZM44 198V197H43ZM42 198V199H43ZM50 198H52V197H50ZM55 198H57V197H53L52 199H54V202H55ZM70 198V197H69ZM69 198L67 197V199L69 200ZM78 198V199H77ZM96 198H98V196H96ZM96 198L94 197V199L96 200ZM97 199V200H100V199ZM108 198H111V197H108ZM171 198V197H170ZM190 198V197H189ZM194 198V197H193ZM219 198H221V197H219ZM222 198H224V197H222ZM22 199H23V197H22ZM45 199H48L47 197L45 198ZM67 199H65V201H64V203H63V207L62 208H60V209H62L63 211H66L67 209H68V212H69V210L70 211H78V203H79V201H76V204L74 205V203H75V201L73 202V204L72 203H69V202H71V201H67ZM71 199V198H70ZM93 199V200H94ZM118 199V198H117ZM118 199V200H119ZM132 200H133V198H131ZM158 199V198H157ZM167 199V198H166ZM191 199V198H190ZM211 199V198H210ZM244 199V198H243ZM248 199V198H247ZM20 200V201H19ZM57 200H58V198H57ZM56 200V201H57ZM75 200V199H74ZM84 200V199H83ZM88 200H89V198H88ZM95 200H94V202H95ZM110 200H112V204L113 203H116V205H117V200L116 199H113V198H111ZM110 200H108L109 202H110ZM171 200H172V198H171ZM207 200V199H206ZM217 200V199H216ZM215 200V201H216ZM240 200H242V198H240ZM258 200H260L259 198H258ZM21 201H23V202H21ZM41 202V204L39 205H37V203H40ZM44 201V200H43ZM60 200L58 201V202H61ZM85 201V200H84ZM84 201H83V203H84ZM117 201V202H116ZM202 201H204V200H202ZM201 200H200V202H202ZM214 201V202H215ZM224 201H225V198H224ZM228 201H229V203H228ZM255 201V200H254ZM171 202V201H170ZM192 202V201H191ZM194 202V201H193ZM199 202V201H198ZM199 202V203H200ZM208 202V201H207ZM210 202V201H209ZM221 202V201H220ZM257 202V201H256ZM22 203V204H21ZM34 203H36V204H34ZM45 203V202H44ZM47 203V202H46ZM45 203V204H46ZM101 203V202H100ZM118 203H120L121 204V202L119 201ZM131 203V202H130ZM158 203V204H157ZM195 203V202H194ZM219 203V202H218ZM217 203V204H218ZM223 203V202H222ZM224 203V204H225ZM78 204V205H77ZM80 204H82V203H80ZM90 204V203H89ZM95 204V203H94ZM97 204H99V203H96V206H97ZM111 204V203H110ZM161 204V203H160ZM164 204V203H163ZM167 204H169V203H167ZM184 204V203H183ZM192 204V203H191ZM196 204V203H195ZM202 204H203V202H202ZM211 204H212V202H211ZM215 204V203H214ZM227 204H226V206L225 207H227ZM232 204V203H231ZM32 205H33V207H32ZM42 205V206H41ZM53 205H55V204H53ZM65 205V206H64ZM77 205V206H76ZM106 205V203L104 202V205L103 206H105ZM114 206H116L115 204H113ZM122 205V204H121ZM169 205H171V204H169ZM186 205V204H185ZM190 205V204H189ZM207 205V204H206ZM216 205V204H215ZM236 205V204H235ZM245 205V204H244ZM34 206H36L35 207V212H37V213H39V214H37V213H32L33 212V210H32V208H34ZM56 206H58V205H56ZM60 206V205H59ZM62 206V205H61ZM74 206H76V207H74ZM80 206V205H79ZM82 206V205H81ZM88 206V205H87ZM86 206V207H87ZM95 206V208L97 209V207ZM102 206V203H101V207H103ZM112 206V205H111ZM119 206V205H118ZM161 206V205H160ZM164 206V205H163ZM191 206V205H190ZM197 206V205H196ZM202 206V205H201ZM219 206V205H218ZM221 206H223V204H221ZM238 206H242V203H241V205L239 204ZM250 206V205H249ZM259 206H261L260 204H259ZM258 206V207H259ZM45 207H47V209L45 208ZM84 207V206H83ZM105 207H107L106 209H108V207H109V205L107 206H105ZM139 207H140V205H139ZM165 207H168V206H165ZM182 207V206H181ZM203 207V206H202ZM228 207H230V204L228 205ZM232 207H234L233 205H232ZM243 207V206H242ZM257 207V208H258ZM30 208H31V210H32V212H30L31 210H30ZM85 208V207H84ZM119 208V207H118ZM121 208V207H120ZM126 208V207H125ZM124 208V209H125ZM171 208V207H170ZM185 208V207H184ZM184 208H183V210H184ZM192 208H194V207H192ZM206 208V207H205ZM222 208V207H221ZM224 208V207H223ZM222 208V209H223ZM239 208V207H238ZM49 209V210H48ZM60 209H59V212H56V215L58 214V213H60ZM99 209V208H98ZM103 209H104V207H103ZM117 209V208H116ZM122 209V208H121ZM120 209V210H121ZM124 209H122L123 211L121 212L120 210H118L117 212H119L120 211V213L122 214V213H125L124 212ZM129 209V208H128ZM141 209V208H140ZM163 209H166V208H163ZM202 209V208H201ZM231 209V208H230ZM262 209V206H261V208L259 207V211ZM85 210V209H84ZM93 210H95V209H93ZM101 210H102V208H101ZM126 210V209H125ZM167 210V209H166ZM172 210H173V208H172ZM182 209H180V211H181ZM186 210V209H185ZM199 210H200V208H199ZM263 210V209H262ZM99 211H100V209H99ZM113 211L115 212V207L113 208ZM129 211V210H128ZM139 211V210H138ZM201 211V210H200ZM228 212V210L226 209L224 212ZM247 211V210H246ZM257 211V210H256ZM30 212V213H29ZM79 213H81L80 212V210L78 211ZM78 212H77V214H78ZM95 212H96V210H95ZM189 212V210H186V214H184L183 212V214L184 215H187V214H189L188 213ZM202 212V211H201ZM205 212V211H204ZM208 212V211H207ZM220 212H222L221 210H220ZM218 213V214H215L214 216H212V217H209V218H207V216L205 217L206 219H205V221H202L201 223H200V221H199V231H200V229L203 231V229L205 228V227H209V229L208 230H211L212 232H210V233H213L214 234V237L212 236V240H213V246H211V249H210V247L208 248V249H210V250H212V249H216L215 251H219V248L221 247V249L223 250V251H225L226 252V250H227V253L230 255V253L232 252V250H233V246H231V242H234L233 241V237H232V240H231V242L228 240V238H229V236L231 235L232 236V232H231V227H232V229H233V225L231 226V224H229L228 223V221H227V223L229 224H227V226H225L224 225V220H225V216L227 215V213H226V215H225V213ZM235 212V211H234ZM64 213H66V212H64ZM64 213H62L61 212V214L62 215H60L59 216V222L58 221H56V224L55 223H53V222H51L50 224L52 225H50V224H48V225H50V227H51V231H52V227H57V224L59 225L60 224V227H61V224H62V222H63V226L65 225V226H67L66 225V223L64 222L67 218H66V216L68 215V214H66L65 216L63 215ZM70 213V212H69ZM87 213V212H86ZM100 213V212H99ZM176 213V212H175ZM264 213V212H263ZM263 213H260V214H263ZM33 214H35V215H33ZM85 216H86V214H85V212L83 213ZM83 214H81L82 216H83ZM88 215H89V213H87ZM93 213H91V215H92ZM127 214V213H126ZM132 214V213H131ZM140 214V213H139ZM165 214H168L167 212H165L164 210L162 211V213H159V216L160 217H158L157 219H160V220H163L164 218L167 220V218H166V216L167 215H165ZM213 214V213H212ZM79 215V214H78ZM81 215H79V216H81ZM91 215H89V216H91ZM94 215V214H93ZM96 215H98V213H96L95 214V216ZM128 215V214H127ZM205 215V214H204ZM230 215H231V213H230ZM236 215V214H235ZM244 215V214H243ZM52 216H50V217H52ZM63 216L66 218H63ZM69 216V215H68ZM89 216H87V218L89 217ZM94 216V218L95 219H93V222L95 221V220H97L96 219V217ZM99 216V215H98ZM120 216V215H119ZM117 217V218H121L122 217V215H121V217ZM124 216H125V214H124ZM140 216H141V214H140ZM169 216V215H168ZM196 216V215H195ZM232 216V215H231ZM230 216V217H231ZM246 216V215H245ZM48 218L47 220L44 218V222H45V220L48 222V221H52L53 220V218H52V220H50L51 218ZM69 217H71V216H69ZM73 217V216H72ZM84 217V216H83ZM100 217V216H99ZM126 217V216H125ZM125 217H122V220H124V223H125V220H126V218ZM128 217V216H127ZM139 217V216H138ZM185 217V216H184ZM230 217H228V215H227V219L229 218L230 219ZM123 218H125V219H123ZM137 218V217H136ZM135 218V219H136ZM141 218H142V220L144 219L142 216H141ZM181 218V217H180ZM191 218V217H190ZM196 218V217H195ZM201 218V217H200ZM204 218V217H203ZM246 218V217H245ZM76 219H79V220H82L83 222H84V220L83 219H86V217L85 218H83L82 219V217H81V219L78 217H76ZM89 219V218H88ZM87 219V220H88ZM90 219H92V216H91V218ZM140 218H138L137 220H139ZM192 219V218H191ZM37 220V221H36ZM56 220V219H55ZM61 220V221H60ZM68 220V219H67ZM131 220H133L132 218H131ZM130 220V221H131ZM136 220V221H137ZM145 220V219H144ZM200 220H202V219H200ZM231 220H233V218L231 217ZM235 220V219H234ZM43 220L41 219V222H42ZM74 221V220H73ZM127 221V220H126ZM135 221V220H134ZM140 221V220H139ZM156 221V220H155ZM165 221V220H164ZM163 221V222H164ZM179 221V220H178ZM192 221H193V219H192ZM47 222H45V223H47ZM70 222V221H69ZM75 222V221H74ZM74 222H70V224H69V228H70V225L72 224V225H75V227L77 226V224L79 223H75L74 224ZM92 222V223H93ZM144 222H146V221H144ZM231 222H233V221H230V223ZM49 223V222H48ZM65 223V224H64ZM82 223V222H81ZM80 223V225L79 226H81V227H83L82 225L83 224H81ZM86 223V222H85ZM84 223V224H85ZM87 223H89L88 221H87ZM124 223H123V225H124ZM138 223V222H137ZM140 223H141V221H140ZM137 224V225H141V224ZM153 223H154V221H153ZM162 223V222H161ZM160 222H158V221H156V223H154L155 225H157V226H155L157 229L159 228L158 226H160L161 227V224ZM168 223V222H167ZM192 222H190V224H191ZM94 224V223H93ZM130 224V223H129ZM128 224V225H129ZM152 224V223H151ZM177 224V223H176ZM226 224V223H225ZM46 225V224H45ZM91 225H92V227H91ZM135 225V224H134ZM166 225V224H165ZM100 226V225H99ZM124 226H126V225H124ZM145 226H147V225H145ZM152 226H153V224H152ZM182 226V225H181ZM185 226V225H184ZM186 226H188V225H186ZM190 226V225H189ZM248 226H251V225H248ZM90 227V228H89ZM95 227V228H94ZM141 227H142V225H141ZM252 227V226H251ZM256 227V226H255ZM48 228V227H47ZM58 228H59V226H58ZM62 228H64V227H62ZM71 228H72V226H71ZM79 228V227H78ZM130 228V227H129ZM135 228V227H134ZM156 228H154V230L155 231H153L152 233L154 234V236H153V238H157L156 239V242H155V244L156 243H158L157 241H159V245H160V242H161V244L165 247V248H167L168 250L165 252L164 251V253H168V252H172V255H173V253H174V257H176L177 258V256L179 255L181 258H183L184 260H185V262H186V264H190L188 261H187V259H189L187 256H185L184 255V253L182 252V249H180L181 250V252L179 251V252H177L178 250H177V247H174L173 246V243H172V240H173V237L171 238L170 237V235H171V231L173 230L170 226H169V228H171V231L168 229V227H166V228H164V230L161 228V230H163V231H159L158 230V232H157V230H156ZM194 228V227H193ZM247 228H249V227H247ZM61 228H59V230H60ZM65 229V228H64ZM73 229L74 230H76V228H74L73 227ZM80 229V228H79ZM85 229V230H86ZM140 229V228H139ZM175 229V228H174ZM179 229V228H178ZM250 229H252V228H250ZM31 230V231H30ZM57 230V229H56ZM62 230V229H61ZM67 230H68V228H67ZM72 230V229H71ZM82 231H83V229H81ZM247 230V229H246ZM257 230V229H256ZM42 231V232H43ZM64 231H66V230H64ZM77 231V230H76ZM76 231H74V232H76ZM132 231H135V230H133L132 229ZM131 231V232H132ZM69 232V231H68ZM68 232H66V234L68 233ZM71 232V231H70ZM78 232H79V230H78ZM98 232H100V234L98 233ZM140 232V231H139ZM148 232V231H147ZM155 232H157V233H155ZM180 232V231H179ZM195 232V231H194ZM252 232V230L250 231V234H253V233H251ZM254 232V231H253ZM27 233V232H26ZM82 233V232H81ZM132 233H134V232H132ZM135 233H136V231H135ZM151 233V236L153 235ZM204 233V232H203ZM245 233H248V232H245ZM29 234V233H28ZM31 234L30 235H28L29 237L31 236ZM37 234V235H36ZM39 234V235H38ZM62 235L63 234H65L64 232L63 233H61ZM66 234L64 235V237L65 238H67L66 237ZM80 234V233H79ZM142 234V233H141ZM149 234L150 233H148V237L145 235L144 237H146V238H144V240L145 239H147V238H149V239H147L148 240V242H147V240L145 241V243L147 242V243H149V241H150V243H151V245H152V242H153V240L152 239H150V236H149ZM180 234V233H179ZM234 234V233H233ZM249 234V233H248ZM83 235V234H82ZM87 235V236H88ZM91 235H89V237H91ZM182 235V234H181ZM189 235V234H188ZM211 235V234H210ZM238 235V234H237ZM77 236H79L78 238H77ZM132 236V237H133ZM135 236L136 237H133V238H136V240H139V238H143V237H139V235H138V233H137V235L135 234ZM171 236H173V235H171ZM245 236V235H244ZM46 237V238H45ZM61 237H63V236H60L59 238H61ZM83 237V236H82ZM203 237V236H202ZM152 238V237H151ZM177 238V237H176ZM190 238V237H189ZM18 239H20V238H18ZM27 239V241H28V238H26ZM32 238H30L29 240H31ZM93 239V240H94ZM172 239V240H171ZM203 239V238H202ZM208 239V238H207ZM231 239V238H230ZM241 239V238H240ZM258 239V238H257ZM256 239V240H257ZM25 240V238L23 239V240H21L20 239V241L21 242H19V245L22 243V241L23 242H26V241H24ZM66 240V239H65ZM125 240H127V241H125ZM141 240V239H140ZM139 240V241H140ZM151 240H152V242H151ZM155 240V239H154ZM181 240V239H180ZM220 240L222 241L221 242V245L219 244L220 243ZM62 241H64V239L62 240ZM97 241V242H98ZM124 241V242H123ZM174 241V240H173ZM183 241H185V240H183ZM190 241V240H189ZM193 241H194V239H193ZM195 241H196V239H195ZM197 241H199V240H197ZM196 241V242H197ZM209 241H210V239H209ZM218 241H219V243H218ZM247 241V240H246ZM29 242V241H28ZM28 242H26V243H28ZM34 242H36V243H34ZM59 242V243H58ZM211 242V241H210ZM249 242V241H248ZM65 243V242H64ZM77 243V242H76ZM149 243V244H150ZM193 243V242H192ZM258 243V242H257ZM79 244V245H80ZM137 244V245H136ZM141 244H143V242L141 243V241L138 243V241L135 243V246L134 245H132V249H133V246L134 247H136V250H135V248H134V250L136 251V253H137V255H135V256H138V254H140V252H141V250L142 249H140L141 247L143 248V250L145 249V248H147V247H144L143 245L141 246ZM186 244V243H185ZM195 244V243H194ZM197 244V243H196ZM195 244V245H196ZM198 244H200V242L198 243ZM217 244H219L220 246L219 247H216V245ZM233 245H235L236 244V242H235V244L234 243H232ZM3 245H4V243H3ZM6 245V244H5ZM22 246H23V244H21ZM101 245V246H100ZM145 246H146V244H144ZM157 245V244H156ZM187 245V244H186ZM25 246H26V244H25ZM128 246V245H127ZM153 246V245H152ZM155 246V245H154ZM60 247V248H59ZM63 247V248H62ZM123 247V246H122ZM160 247V246H159ZM199 248H200V250H201V247H202V245H199L198 246ZM197 247V248H198ZM205 247V246H204ZM207 247V246H206ZM205 247V248H206ZM251 247V246H250ZM257 247V246H256ZM80 249V250H78V249ZM94 248V249H93ZM131 248V247H130ZM150 248H152V247H150ZM161 248V247H160ZM236 247H234V250H236L235 249ZM82 249V250H81ZM96 249V250H95ZM159 249V248H158ZM157 249V250H158ZM186 249V248H185ZM189 249V248H188ZM238 249V248H237ZM61 250L63 251V252H61ZM134 250H132V251H134ZM137 250H138V252H137ZM152 250V249H151ZM166 250V249H165ZM191 250V249H190ZM194 250V249H193ZM203 250V251H202ZM201 251H202V253H204V254H207V256H208V254H210L211 253V251L210 252H208L206 249H202ZM249 250H250V248H249ZM125 251V250H124ZM140 251V252H139ZM156 251V250H155ZM161 251V250H160ZM159 251V252H160ZM163 251V250H162ZM189 251V250H188ZM254 251H256L255 249H254ZM254 251H253V253H254ZM0 252H1V250H0ZM15 254V252H17L16 250H10V253L13 255V253ZM152 252V251H151ZM186 252V251H185ZM191 252V251H190ZM189 252V253H190ZM200 252V251H199ZM214 252V251H213ZM212 252V253H213ZM217 252H215L216 254H217ZM225 252H223V253H225ZM230 252V253H229ZM2 253H3V255H5L6 256V262H3L1 259H0V264H7V262H9L8 260H7V254H6V252H5V254H4V252L2 251ZM9 253V254H10ZM143 253V252H142ZM141 253V254H142ZM158 253V252H157ZM170 253H169V257L171 256L170 255ZM175 253H178V255L177 256H175ZM198 253V252H197ZM223 253H222V251H220V254H219V252H218V255L216 256L217 258H219V260L220 259H223V261H222V263L224 262V258L225 257H227V254H225L226 256H224L223 255ZM248 253V252H247ZM246 253V254H247ZM257 253H258V251H257ZM135 254V253H134ZM145 254V253H144ZM147 254V253H146ZM154 255H155V253H153ZM158 254H161V253H158ZM191 254V253H190ZM192 254H194V253H192ZM252 254V253H251ZM0 255H1V253H0ZM18 255H20L19 253L17 254L16 253V255H14V257L16 258V256H18ZM150 255V254H149ZM149 255L147 254V256L149 257ZM152 255V254H151ZM229 255H228V257H229ZM231 255H232V257L234 258V256H233V253H231ZM230 255V256H231ZM5 256H4V258H5ZM9 256V258H10V255H8ZM42 256V257H41ZM139 256H141V255H139ZM139 256L137 257V259L139 260L140 258H139ZM143 256H145V255H143ZM156 256V255H155ZM161 256L163 257V255L161 254L160 255V258H161ZM168 256H166V254L164 255V257L163 258H165V259H167L166 257H168ZM173 256H171V258L173 257ZM192 256V255H191ZM203 256V255H202ZM1 257V256H0ZM12 257V256H11ZM158 257H159V255H158ZM179 257V258H180ZM190 257V256H189ZM203 257H205V256H203ZM215 257V259H217ZM228 257L227 258H225V259H228ZM231 257V258H232ZM235 257H236V255H235ZM240 256H238L237 255V258H239ZM249 257H251V256H249ZM258 257H260L259 255L258 256H256L255 258H258ZM1 258H3V257H1ZM8 258V259H9ZM23 258L22 257H20V259L19 258H16V263H15V261H12L11 259L12 258H10V260L12 261V262H14L15 264H23V262L25 261V260H23ZM38 258V257H37ZM159 258V259H160ZM162 258V259H163ZM170 258V260L172 261V259H175V258H172L171 259ZM206 259H202V257L200 258V259H202L203 261L201 262L202 264H208V262H209V260H208V257H205ZM232 258V259H233ZM18 259H19V261H18ZM35 259V258H34ZM136 259V260H137ZM143 259L144 260H146L144 257H143ZM142 259V260H143ZM161 259V260H162ZM164 259V260H165ZM191 259V258H190ZM212 259V258H211ZM210 259V260H211ZM235 259V258H234ZM21 260H23L22 262H21ZM135 260V261H136ZM151 260V259H150ZM160 260V261H161ZM163 260V262H165ZM214 260V259H213ZM212 260V261H213ZM236 260V259H235ZM257 261H258V259H256ZM256 260H254L256 263H260V262H257ZM4 261H5V259H4ZM10 261V262H11ZM18 261V262H17ZM35 261V263L34 264H36V263H38V262H36V259L34 260ZM47 261V262H46ZM148 262L147 263H149L150 261H149V259L147 260ZM167 261H169L168 259H167ZM166 261V262H167ZM175 261V260H174ZM180 261V260H179ZM178 261V262H179ZM190 261V260H189ZM201 261V260H200ZM215 261H217V260H215ZM233 262H235L234 260H232ZM242 261V260H241ZM248 261V260H247ZM25 262H27V261H25ZM24 262V263H25ZM32 262H33V259H32ZM43 262V263H44ZM138 262V261H137ZM136 262V263H137ZM145 262V261H144ZM155 262V261H154ZM173 262V261H172ZM227 262H228V260H227ZM250 262V261H249ZM262 262V261H261ZM13 263V264H14ZM28 263V262H27ZM27 263H25V264H27ZM40 263V264H41ZM151 263V262H150ZM149 263V264H150ZM153 263V262H152ZM193 262L191 261V264H192ZM210 263V262H209ZM213 263H215V262H212V264ZM237 263V262H236ZM235 263V264H236ZM10 264H12V263H10ZM159 264H161V263H159ZM168 264V263H167ZM174 264V263H173ZM216 264V263H215ZM233 264V263H232ZM240 264V263H239ZM243 264V263H242Z\"/></svg>",
    "mask_w": 264,
    "mask_h": 264
}]
</instances>
